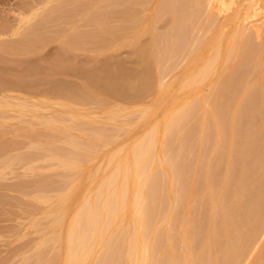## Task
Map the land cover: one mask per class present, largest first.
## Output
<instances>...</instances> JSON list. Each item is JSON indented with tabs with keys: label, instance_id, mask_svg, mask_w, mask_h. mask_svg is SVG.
Listing matches in <instances>:
<instances>
[{
	"label": "rangeland",
	"instance_id": "rangeland-1",
	"mask_svg": "<svg viewBox=\"0 0 264 264\" xmlns=\"http://www.w3.org/2000/svg\"><path fill=\"white\" fill-rule=\"evenodd\" d=\"M16 1H18V0H16ZM16 1L15 0H0V18L2 19L0 21L1 22H4V23H7V25L9 24V29L11 27H13V26H16L17 25V22H18L17 19H16L17 16H18V13L14 12V10H13V8L15 7ZM21 1L23 2V1H26V0H20V2ZM102 1L103 0H100V2H99V0H91L90 3L88 1L89 5L92 4V2H94L92 5H90V6L88 5L89 8L91 7V9H92V10L90 9V11H89V15H90V13H92V18L90 19L91 15L88 16L90 21H89V25L86 27L87 28V32L93 33V34H91V37L90 38H89L90 34H88L89 36H86L85 37V35L81 33V30L83 28L82 27V24H81V22H82L81 20L79 21V20L76 19V21H75L74 19H72V17L67 19V17H69V16H67V14H66L67 17H65L66 19L63 18V16L61 15L62 12L65 13L64 11L66 10V13H68L67 11H69V6L67 7L68 8V10H67V8H65L67 5H65L63 3L60 5L59 8H61V6L63 5L64 9L61 8L60 10L57 11L58 13L60 12L59 13V16H58V13L57 12H56V14H54V16H58V17H55V19L58 18V19H56V21L59 20V17H60V19L63 18L64 22L61 19L60 21H57V23H55L54 18H53V20H51V21H54V22H50L49 23V26H48V24H46V27L48 28V30L50 29L49 31H46L47 28L44 27L45 25L41 27L43 31L41 30V28H39L40 29V32H39V30L37 32L38 37L43 36L45 38L44 39L38 38V39H41V44L44 42V44L40 45V47H37L38 49H34L33 48L32 50H30V49L25 50L23 48L22 49H20V48L17 49V48H14V47H13L14 48L13 49L10 46L9 47L11 49H9V47L6 46L7 44L4 41H6V42L8 41L7 43L13 44V43H15L14 41H16L15 38H17V35H15V36L14 35H11L10 34L11 32H9V33H7L5 35H2V36L0 35V42L2 43V44L0 43V47H1L0 48V77H1L0 84H1V82L3 83V84L0 85V134H1L0 141L5 142L4 144H7V142H8V144H10L9 147H11V148L8 147L10 149L8 151V153L11 154V158H9V156H7V158H8V160L11 159L10 161L13 162L12 164H10V167L12 166L11 169L8 168L9 170L8 169L6 170V174H7L6 177H8L6 179V181H8L11 184H15L17 181L20 180V178H22L23 180H25L26 182H28V183H26V187H30L29 185H31V188L32 187H35L36 186L35 183L37 182L36 184H41L42 185L41 187L43 188L42 189L43 190V193H42V195H43L42 200L43 201L39 202V204L37 203V206L38 207L36 206L38 208L37 211H40V214H39V212L37 214V215H39V216H37L38 219H36L38 221L36 223H35L36 220L34 221L35 227L33 226V220L34 219L32 220V218H31V216L33 214V211H31L29 208L25 210V208H27V205H29V207H30V206H32V205L35 204L34 203L35 201L32 198L31 199L33 201H31L29 197L32 194L34 195V193H37V192L40 193V191H42L40 185H37V187H35L36 188V192H33V191H35V188H33V189L30 188L31 191L33 190L32 191L33 193H31V195L28 194V199L30 200V202H32L31 205H30V203H29V201H28V199L26 197L27 194L25 195V193H26L25 191H30L27 188L24 191V197L21 196V194H19V192L16 191V190H12V191L10 190L11 192L9 191V195H11V196L15 194L14 196L16 198L19 195L21 196V198L23 197L22 201H24L25 203L28 202L27 205L26 204H23V207L26 206L25 208H23L24 212L26 211L25 213H27L28 215L31 212L32 213H31V216L29 215V217H28L27 214H25L26 216L24 215V218L26 220H24V223H23V227H22L23 230H20L21 228H19V230H18V228H16V226H18V224H19V222L17 220H19V217L18 216L20 215V213H22V210H21L22 207L20 208L17 205L15 207H13L11 205L12 206L11 207L12 208L11 209L12 211H10L8 213L10 215L8 216V214H6V216H7L6 218H8L9 220L7 219V222H3V223H6V224L9 223V225L11 224L10 225L11 227H12V225H14L13 228L15 227V229H13V228L11 230L9 229L10 231L9 230H3V231L0 230V232H2V233H0V241H2V243L0 242V264H3V262H5V264H12V262H13V264H54V262H55V264H65V262H66V256L64 254V252L66 250L65 249V246H66V241L65 240L67 239V237H66L67 234L66 233H68V229H69V226L71 224V222L69 223L70 216L73 214L72 216L74 217V210L77 209L78 207L79 208L77 210H79L80 207H81V204L78 205V203H76V202H79L80 203V201L82 200V198L84 196H86V199L84 197L83 198L84 199L83 201L89 199V198H87L89 194H88V190L85 189L86 186L90 187V188L87 187V189H89V191L92 192V190H90V189H93L96 186V183H97L98 186L95 187V192H96V189H98V187H99V183L97 181H99V180L101 181L103 179V177L101 178V176H100L101 179L98 178L99 177L98 175L103 174L102 171L103 172L106 171V169L108 168V166H106L107 164L110 167L107 169L106 173L109 172L112 169V167L114 169V162H112V165H110L111 164V161H110L111 159L110 158H112L113 156H116L119 153V151L122 152V149H123V151L125 150L123 153L126 154L127 153L126 150H128V148L131 147L130 145H132V142L133 141H134L133 143L136 142L135 141L136 137L139 140V137L140 136H141V138L143 137L144 132L149 131V127L151 129V127H153V125H156V127H158L157 125H159V124L161 125L162 124L163 117L165 115L164 113H167L168 110L172 108V106H174L173 108H175V109H176V107L178 108V106H181V104H179V103H182V100H183V103H184L185 100L195 101L199 97L200 98L199 101H201L202 100L201 98L203 97V100L205 99L204 101H206V102H204V101L202 102L201 101L199 103L198 100H197L198 103L196 101L195 102L197 104H199V105L202 103L204 108H205V105L206 106L209 105V109H208V106H207V109L210 112L212 110L211 109L212 108L211 107L212 105H211L210 99L207 97V95L209 96L210 92L212 91V88L211 87H214L213 83L216 80H219V79H217V76L218 75H219L220 78L224 77L223 75H225V79H227V80L231 79L232 82L229 80L230 83H231V85H229L230 83H228L229 88L234 87V85L236 86V84H234V83H236V81H237V85H238V83L241 82L242 79H245L247 76H249L247 79L252 80V82H251L252 84H255L256 81L260 77H263L264 76V64H263V66L261 65L264 62L261 61L260 65H258L259 67L256 66V68L254 67V69H253V66H252V62L253 61H251L253 58L255 60H257V59L260 60V57H261L260 55H263L262 58H261V60L264 59L263 58L264 57V51H262V50H264V46H263V44H264V7H262L260 5L261 2L264 1V0H254L253 10H249V11H246L245 8H243V6L240 3H238V2L236 3L235 1H231V2L229 1L228 2L227 0H222V1L220 0V2H222V3H220L219 1L217 2V0H216V3H215L216 6H215V4L213 3L215 0H213V2H210V0H200V1H202L203 5L205 3L204 8H205L206 11L209 12L208 9H210V5L211 4H212L211 5V8H212L211 10L212 11H216L217 12V10H218L217 13H218V15H220V19H219L220 21L217 24L213 25L212 28H214V29L211 28L212 31L211 30L210 31L209 30L207 31V30L203 29V31H205V32L208 33V35L205 36V37L203 35V34H205V32L202 33L203 32L202 29H197V28H196V31H199V32H195V33H198L196 35H193V32L195 30H193V32L190 31L191 32L190 33V32H188L189 29L188 30L185 29V30H187L186 33H188V37H187V36H185L186 33L183 32L184 31V28H187V27H183V28L181 27L183 29L180 32L181 35L183 34L182 37H185L186 40L187 39L189 40L188 41L187 49H188L189 45L191 46L193 44L192 47H194V48L191 47V49L193 51H195V50L196 51L195 52H192L191 50H188L187 51L185 49L186 52L184 54L182 53L184 55V57L181 54V51L183 52L184 50H180L179 49L178 51H176V53H175L176 56L180 54L181 57L183 58L182 59L181 57H179L180 55L177 56V57L176 56H174V57L171 56L170 57L171 59L169 58L170 60H172V62H175L174 66H177L178 65V67H176V68H173V66L171 67V65H173V64L171 63V61L169 59H167L168 57L166 55L164 56L162 62H165L167 60L166 62L168 63L170 61L169 64H171V65L169 66V64H167L166 62H165L166 64L165 63H162L164 65H162V64L161 65L164 66L165 69L162 68V66H161V68H160V71L161 72L160 73H161V75H164L162 77H163V80H164L165 83L167 81H169V78H170L169 83L168 84L166 83V85L169 86L170 82H171V84H170L169 87L166 86V89L167 90L164 88L165 90H162V91H164L162 93H161V91L158 90L159 88L156 87V81L157 80H155V79H157V76H156L157 73H156V71L159 68H156L155 69L154 62L151 59H149V57L146 56L142 51H143V47L151 42L152 37L155 34H156L157 37L159 35V38L156 37V39H157V41H156L157 46H158V44L160 42L162 44V43H167L168 41L172 40L173 37H171V36L173 35V32H172V29L171 28H170L171 30L169 29V27H171L173 25L171 23H174L175 25L173 27L175 28V26L177 25L176 24L177 20L175 18L178 16L179 13H177V16H175V18H174V15H173L174 12L173 11L172 12L170 11L172 9L171 8V5H170V3H167L168 1L170 2V0H168V1L166 0L167 2L164 1V2H160L159 3V4L162 3V5H165V2H166L167 6H164L165 8H162V5H158V2L161 1V0H104V2H102ZM117 1H118V3H117ZM205 1H207V2H205ZM224 2H225V4H224ZM168 4L170 6H168ZM207 4H209V5H207ZM100 5L101 6L103 5V7L101 8ZM217 5H219V7H217ZM240 5L242 7H240ZM132 6H133V9H132ZM158 6H161V8L164 9V10L167 9L166 7H168V11L165 10L164 12H166V13L168 12L169 17H168V14H165V13H164V16H162L161 15L162 14V11H161L162 9L161 8L159 9ZM129 7L132 10H134V8L136 7L135 8V11L130 10V12H132L133 14L135 13L134 14L135 17H134V15H131L132 17L129 18L128 20H124V19L120 18L121 17L120 13L122 11L124 12L125 10L128 11L127 9H129ZM214 7H215V10H214ZM93 8L96 9V10H98V11L94 10ZM157 9H158L159 13H158ZM103 10L106 11V13ZM8 11L10 13L12 12L11 15L9 14ZM100 11H101V13H100ZM113 12H114V14H112ZM169 12H171V13H169ZM136 13H138V15ZM15 14L17 16H15ZM101 14H103L107 18V20H106L105 18H103V15H102V17L100 16L101 18H103L104 20H106L105 21L106 24L103 23L104 20L99 19V17H97V16H99ZM117 14H119V16ZM150 14H152V15L150 16ZM148 15H149V18H150L151 23L149 22V19L147 18ZM154 15H156V18H155ZM93 16L96 17L95 18L96 20H94V17ZM144 16L146 17V19H145ZM160 16H162L164 18H162V17L160 18ZM136 17H138V18L142 17V18H141V20H138V18H136ZM134 18H135V20L137 19L135 22L137 24H139L140 26H142L141 27V30H143L144 27H146L145 29H147L148 32L145 31V29H144L143 30V33L140 31L141 33L140 34H137V33H134L133 30H129L128 33L126 34V37L125 36L124 37H122V36L121 37H119V36L112 37L111 36L110 31H113L115 29H118L120 26H125V25L132 26ZM6 19H7V21H5ZM14 20H16V21H14ZM65 20L68 21V22L70 20L69 24ZM97 20H99V22ZM146 20H148V21H146ZM205 20H206V18L203 16V18L200 21L201 22H205ZM61 21H62V23H61ZM94 21H97L98 22V25H99L100 22H102V23H100V27L101 28L98 27V25L95 24L96 22H94ZM143 21H144V23H143ZM157 21H158V23H157ZM74 22H75V24H74ZM243 22L244 23L246 22V23L244 24ZM58 23L60 25H58ZM65 23H67V24H65ZM238 23H240V25L243 23L244 25L242 24V26H245L248 29L250 28L248 30V32L251 30L249 32L250 33V36L247 38V41H246L249 44L246 43L248 46L247 45L245 46V47L249 48L248 51H250V49H251V51L249 53L252 54L253 52L257 51V50H255V48L258 49L259 46H260V48L258 49V52H255L257 55L256 54L254 55V53H253L252 56H248L250 54L247 51L246 54H244L245 55L244 56L245 58L244 57H241L242 60L244 59L243 62L241 61V58H239L240 56L235 57V58L232 57L234 59H231V61H234L235 60L233 62L234 65H237L238 64L237 62H239V65H237V66H239V68L238 67L235 68V70H238V72L235 73L236 71H234V74H233V73H230V70H228V68H226V67H229V65L231 64V61H229V59L226 58V55H225L226 52H224V51H227L228 46H229V39L232 36L235 35L233 33H236L235 31H236V28H237V24ZM103 24L106 25L105 28H104V25ZM151 24H153V25H151ZM218 24H220V26H218ZM229 24H230V26H228ZM222 25H223V27H222ZM61 26H62V29H61ZM70 26H71V28H70ZM74 26H75V28H74ZM181 28H179V29H181ZM79 29H81V30L79 31ZM221 29H222V33H220ZM144 31L146 33H144ZM224 31H225V33H224ZM69 32H70V35H69ZM72 32H73V34H72ZM162 32H164V33H162ZM231 32H232V34H231ZM150 33H151V35H150ZM166 33H167V35H166ZM219 33L222 36L225 35V36H223V39H221V41L224 40V39H226V40L222 41L223 43H221V41L218 42L219 45L222 44L221 46H219L220 53H222V51L224 52L221 55H223V54L225 55V56H221V57L224 58V61L220 57V60L217 62L218 65L216 64L218 69L215 72L218 73V74L214 73L215 75L213 74L211 77L205 79L204 80L205 82L203 81L204 84L199 85L200 86L199 88L197 87L196 89L186 91L187 93L182 90L183 92H185L188 95H186L185 93L182 94L183 92H179L181 95L179 94V97H178L177 96L178 92L176 93V91L181 90V88H179L180 87L179 85H180V82L183 80V78L186 76L185 74H187V73L188 74L194 73L197 70V68H199L200 65L204 64L208 60V57L210 58L212 55H214L213 53H215L216 49L218 48V46H217L218 44L216 45V38L221 36V35L219 36ZM55 34H57V36ZM128 34H129V36H128ZM168 34H170L169 37H168ZM228 34H230V35H228ZM74 35H77L79 37H76L75 36L77 38L76 39L74 37ZM162 35H166L167 37L164 36V39H162V37H161ZM197 35H201V36H197ZM10 36L12 37V39H11ZM54 36H56L57 38L54 37ZM227 36H228V38H227ZM70 37H72V38H70ZM170 37H171V39H170ZM193 37H196L195 40L198 41V42H199L200 38H202V37L205 38L206 39V44L201 47L200 42H199V43H196V44H199V47H198V45L195 47V44H194V41L195 40L193 41V39H194ZM251 38H252V40H251ZM20 39H21L20 37H19V39L17 38V40H19V41H20ZM49 39L50 40L52 39L51 42H50ZM86 39H87V41H86ZM43 40H45L46 42L43 41ZM159 40H160V42H158ZM164 40H165V42H164ZM66 42H67L66 45L67 46L70 45V46H68V47L66 46L65 47V43ZM68 43H70V44H68ZM3 44L6 46V48L4 47ZM161 44L158 47H162V46H165L166 45V44H164V45H161ZM226 44H228V46ZM215 45L217 46V48H216ZM213 47H215V48L212 49ZM251 47H253V48H251ZM7 48H8V50H7ZM247 48H246V50H247ZM15 49H17V51ZM19 49H20V51H19ZM211 50H212V52H211ZM190 51L192 52V55H191ZM210 52H211V54H210ZM169 55H171V54H169ZM188 55H189L190 58L188 57ZM190 55L192 56V58H191ZM247 56L249 58H251V60ZM256 56L257 57L260 56V57L257 58ZM179 58L181 60L180 62H178ZM225 59H227L228 61L227 60L225 61ZM246 59L250 60V62L247 61ZM236 60H238V61H236ZM190 62H191V64H190ZM228 62H230V64ZM248 62L250 63V65L248 64ZM226 64H228V66ZM167 65L169 66V68H167ZM246 65L247 66L249 65L252 68L248 67V70H247V68H246L247 66ZM180 66H181V70L178 69ZM224 67L226 68L227 71L224 69ZM240 67H243V68H240ZM249 68H250V70H249ZM175 69L176 70L178 69V70L176 71ZM223 69L225 70L226 73L223 71ZM251 69L252 70H256L257 73L256 72L254 73V71H252ZM245 70H247L246 73H245ZM98 72H99V74H98ZM175 72L176 73L177 72L180 73L179 76H177L178 73L176 75ZM221 72L222 73L224 72V73H223V75L220 76L219 73H221ZM109 73H114L115 76L113 77V76H111L113 74L110 75ZM166 73H167V76L169 78L166 76ZM169 73L172 74V76H170ZM244 73L247 74V75L244 76ZM91 74L93 76H95L97 74L96 75L97 76L96 78H98L99 77L98 75H100L101 78L99 77L98 79L100 81L102 80L101 83H103V84H101V83L99 84L100 81H98L97 79L96 80H97L98 84L95 83L96 81L94 82L95 85H94V83H91L90 84L91 79L92 80L95 79V77H93ZM108 74L111 77H113L112 79H116V76L119 74L118 75V78L119 79H122V78L123 79H126V78L129 77V79L133 81V80L137 79V77H138V80H135L133 82V83L136 82L135 83V88L132 87V86L125 87V88H123L124 90L121 91L122 94L121 93H118L119 95H117V93L115 94L114 92H111L108 89V86L105 84V80L106 81L109 80L108 78L111 79V77H109ZM144 74L146 76H144ZM229 74L231 76L233 75L232 78H231V76ZM106 75H107L108 78L103 79V78H105ZM228 75H229V79H228ZM239 75L241 76V78H239L240 77ZM88 76L91 79L88 78ZM139 76H141L142 78L139 77ZM173 76L174 77L176 76L177 78L176 77L175 78L178 81H176V79L173 78ZM147 77H148V79H147ZM165 77H167V78H165ZM171 78L173 80L175 79L174 80L175 83H174V81ZM3 79H4V81H3ZM129 79H126V80H129ZM142 79H144V83H141V80ZM233 81H234V83H233ZM16 82H18V83H16ZM137 82H138V85H137ZM142 82H143V80H142ZM21 83H23V84H21ZM4 84L7 87L8 86L9 87L7 88ZM19 84H21L23 87L21 85H19ZM151 84H153L152 87H150ZM85 86H86V88H85ZM93 86H95V87H93ZM157 86H158V84H157ZM255 86L256 85H254V87ZM142 87H143V89H142ZM146 87H148V88H146ZM149 87H150L151 90L149 89ZM145 88L146 89H149V90H146V92H144L145 91L144 90ZM88 89H89V91L91 92V95H92L90 97L88 95V92L87 93L85 92V91H88ZM33 90H34V92H33ZM83 90H84V93H86V94H84V96L88 95V99L89 100L83 96V92H82ZM254 90H255L256 93L254 92ZM228 91L230 92V89H228ZM228 91L227 90L224 91L225 93L223 92V95L225 94V95L228 96V93H229ZM123 92H124V94H123ZM190 92H191V94H190ZM226 92H228V93H226ZM251 92H250L251 95H249L250 94L249 93L248 94V97L250 98V96H253V95L255 97H253L254 99L253 98H250V100L247 97V99L245 98V102L243 101V103L245 105L244 108H243V112H242L243 117L241 115L242 121L238 125V126H242V127H239L240 129L236 130L237 131L236 132V136H235V141L236 142L245 141L246 138L243 137V136L247 133V131H248V129H249L250 126H253V125L258 126L262 122L264 124V109L262 110L261 109L262 107L261 108L258 107L261 104L260 101H263V99L262 100L260 99L262 95L259 93V97H258V88L253 89ZM74 93L77 94V95H75ZM80 95L83 96V99H82V97H80ZM130 95H132V96H130ZM7 97H10V98H7ZM242 97L243 96H241V98ZM156 98H157V100H156ZM226 98L227 97L224 96V100H226ZM263 98H264V96H263ZM85 99H86V102H85ZM257 99L259 100V102H258ZM82 100H84V102ZM243 100H244V98H243ZM253 100H255L256 102H254ZM178 101H179V103H178ZM208 101H209V104H207ZM248 101H249V103H248ZM251 101L253 103V106H251L252 105ZM86 103H91V105L87 106L88 104H86ZM104 103H106V104H104ZM82 104L84 106H82ZM85 104H86L87 107L85 106ZM145 104H146V106L148 108L150 107L148 111H151V114H148V116L145 115V114H147V113H145V110L147 109V107L145 106ZM249 104H250V106H249ZM256 104H257V107L259 109H261V110H259V112H261V111L262 112H261V114L260 113H258V114L256 113V114L253 115L252 112H250V111H252L250 109L253 108L254 106L256 107ZM107 105H109V106H107ZM139 105H142L143 107L140 106L141 107L140 108ZM129 106L131 107L130 110H128L130 108ZM22 107L25 108L26 110L24 109V111H23ZM132 107H134V108L132 109ZM117 108L118 109L120 108L119 110H120V112H122L120 114L118 113L119 114L118 115L119 117L116 114L117 112H119L117 110ZM126 108H127V110H126ZM144 108H145V110L142 111ZM164 110H166V111H164ZM77 112H81V114L78 113V115H77ZM82 112H83L84 115L86 113L85 116H87V120L88 121H86V119H84L86 117L82 114ZM112 112H114L115 115ZM87 113H89V114H87ZM248 113H249L250 116L248 115ZM58 114H59V116H58ZM111 114H112V116H111ZM152 114H154V115H152ZM143 115H145V116H143ZM73 116H74V119H73ZM79 116H83V118L81 117L82 118L81 119V118H79ZM95 116H97V117H95ZM210 116L213 117V115H212L211 112H210ZM56 117H61V118L63 117L62 118L63 120L62 119H59V118H56ZM92 117H93V119H92ZM111 117H113L114 119H116V121H114L113 118L110 119ZM140 117L141 118H144V119H141ZM159 117L160 118L162 117V119H160ZM246 117H248V118L249 117L250 118L252 117V118L250 120V118L248 119ZM77 118H78V121L80 119V122H79L78 125H77L78 122L75 121V120H77ZM222 118L223 117H221V119ZM119 119H121V120H119ZM225 119L226 118H224L222 120V123H223V121ZM253 119H255V121H253ZM48 120H51V122H48ZM57 120H58V122H57ZM70 120H71V122H70ZM132 120H134V121H132ZM157 120L160 121V122H157ZM210 120H211L210 123L213 122L212 123L213 125H212V127H210L211 130L209 129L210 131L207 132V135L209 137V140L207 138V142H206V140L204 142V145H206L205 143H207V145L205 147L203 145L204 148L202 147V151L201 152H202L203 155H201V157H200V160H201L200 161V164L202 162H204L205 160H206L205 162H207L208 157H209V159H211V158L214 157L215 154H219V156L220 155H223V156H220V157H223V159H221V162L222 163L219 162L217 164L215 170H214V175H213L214 180H217L216 178H218V177L223 180V175H225L226 170L227 169H230V168H231V170H227V171H231L232 176L235 177L236 174H238L236 171L239 168V163L237 161L238 160L237 159V156H234L236 159H233L232 160V162H231L232 164H230V165L227 164L228 166L225 164V162H226L225 160L226 159L224 158V151H223L224 150V144L221 143L220 146H219V148L221 147V149H219L218 148V145H216L215 142H214L215 139L211 140V138H213L215 136L214 135L215 134V128H214L215 126H214V121H213L214 118H211ZM226 120L224 121L225 122L224 124H226ZM247 120H250V121H248V123H246ZM52 121H54V122L52 123ZM65 121H67V124L68 125L71 123L70 126L72 128L70 126H68V125H65L66 124ZM119 121H120V123H119ZM137 121H139V122L136 124L135 122H137ZM75 122H76V124H75ZM197 122H198V124H196ZM109 123H111V124H109ZM134 123H135V125H133ZM154 123H156V124H154ZM80 124L82 126L84 125V127L86 126L85 127L86 129L84 127L80 126ZM192 124H194V125L193 126L191 125V128H190L191 131H189V134H188L189 135L188 142L191 144V146L193 145L192 147H196L197 146V143H198V142L195 143L196 142L195 139H197V135H196L197 132L196 131H198V129H199L200 121L199 120L198 121L197 120H195V121L193 120ZM90 125H92V126L94 125V126L93 127L91 126V128H90ZM101 125H102V127H101ZM108 125H109V128H108ZM112 125H114V126H112ZM124 125H125V127H124ZM197 125H198V127H197ZM48 126H50V127H48ZM61 126H62L63 130H61L62 129ZM66 127H67V130H66ZM75 127H76V130L74 129ZM224 127L225 126L222 125V128L225 130ZM59 128H61V129H59ZM95 128L97 130L99 129V131L97 132V130ZM102 128H104V129H102ZM161 128L160 129L162 131H164L163 127H161ZM242 128L244 129V131L242 130ZM100 129L102 130V133H105V132H103V130H105L107 132V133H105V135L108 136V138L106 137L107 138L106 139L107 142L105 141V138H104L101 142H99L100 143L99 144L98 141L97 142L95 141V139H97V138L94 137V136H92V134L96 136L97 133H100ZM161 130H160V132L162 133ZM212 130H214V132H213L214 134L213 135H212V133H210V132H212ZM238 131H240V132H238ZM81 132H83V133H81ZM84 132H85V134H84ZM124 133H126V134H124ZM160 134H158V136H159L158 139L160 140L159 142H161L162 139H164V136H162L164 134H162V135H160ZM210 134L212 136H210ZM237 134H239V135H237ZM85 135L89 136V138L87 136H85ZM79 136L81 137L80 139H79ZM160 136H162V137H160ZM173 136H171V137L173 138ZM175 136H176V134H175ZM69 137H71L72 139L74 137L75 138L74 141H76L77 139H79V140H82L83 139V140L88 141L87 139H89L88 142L83 141L84 143L83 142L78 143L76 141V143L78 144V146L80 145L79 146L80 149L83 148L82 146L85 147L84 144H87L86 146H89L90 148H92L91 145L94 144L93 147L95 146V148L97 149V151H95L94 149H90L89 148L91 150L90 151L88 149L89 154L87 153L88 151L86 152L88 154V156H85L84 158L82 157L84 159L83 165L86 164L85 166L82 165V167L85 170L82 168L80 171H77L75 169L73 170L72 167L68 166L69 169L71 168L69 170V169L66 168L67 165L65 166L63 161L61 163V160L58 159V158H56L57 156L54 155V153L58 155V153L64 152L65 154H67V153L73 151V149H74L73 146L74 145L72 144V142H71L72 140H70L71 138H69ZM165 137H166L167 140L170 138L169 139V142H171V144H175L176 143L174 145V149H173V152H176L175 149L178 148V146L176 148V145L178 143V141L176 140L177 137H174V140L171 139V137H169V136H165ZM240 137H242V138H240ZM259 138H257L259 141H255L254 142V145L252 144L250 146V149H251V147L254 146L252 148V150H249L251 152H248V155L250 153L251 154L248 157L249 159L247 158V161L249 160L248 163H251L250 164L251 166L253 165L254 160H256L255 163H254L255 165H253L252 168H250L251 166H249V169H250L251 172L254 171V169L256 168L255 166L258 165V162H260L259 160H261L260 158H262L261 156L264 154V152H262L263 149H264V145L262 143L264 141V128H263V131L260 133V137ZM113 139L114 140L116 139V140L114 141ZM166 139L164 141L165 143L168 142ZM68 140H69V142H71L72 146H70L71 144L68 143ZM109 141H110V145H109ZM102 142H104V143H102ZM159 142H157V144H156V147L157 148L155 147L156 148L155 154H156L157 151L158 152L161 151L160 152L161 153V155H160L161 157L159 156V153H157L158 154L157 159H158V157H160L159 159L162 158L161 160H158L159 164L162 165V164H165V161L167 159V157H166L167 155L165 156V154L168 153V152H167V148L164 149V147H162V149H164V150L161 149V146H160V143ZM164 142H161V144L164 143ZM258 142H260V143H258ZM0 143H2V142H0ZM23 143H24V145H22ZM126 143H130L129 146ZM36 144H37V146H36ZM259 144H261L262 147ZM11 145H13V146H11ZM97 145H100V146H97ZM194 145H196V146H194ZM60 146H62V147H60ZM158 146H160V147H158ZM29 147H30V149H29ZM99 147H102L103 149L102 148L99 149ZM12 148H13V150H12ZM42 148H44V149H42ZM118 148H119V150H118ZM210 148H211V150H210ZM80 149H79V151H81ZM116 149H117V152L118 153H116V151H115ZM11 150L13 152V155H12ZM99 151H102V152L100 153ZM203 151H204V153H203ZM221 152L223 154H221ZM19 154H20V156H19ZM95 154H99V155H97V157H96ZM225 154H226V152H225ZM260 154H261V156H260ZM34 155H37V157L34 156ZM49 155H51V156H49ZM184 155L183 156L182 155L180 156V160L183 157H185V158L182 159L183 161L181 160L182 161L181 162L179 160V158H178V161H180V163H182V166H183L182 168L185 169V174H188L189 171H190L189 169L191 167H193V168H196L197 169L196 170V174L199 173L197 176L203 175L204 173H202V171L204 170V165L202 163L201 164V167L199 166L200 164L198 163V161H196V159H197L196 158L197 157L196 154H194V155L193 154H190L189 156H188V154H186L185 156ZM12 156H13L14 159L12 158ZM202 156H203V160L204 161H202ZM31 158H33V159H31ZM90 158H91V162L89 160ZM107 158H109V159H107ZM194 158H196V159H194ZM15 159H17V161ZM18 159H19V161H18ZM106 159H107V163L105 164ZM193 160H195V161H193ZM234 160H236V162ZM235 163H236V165H235ZM195 164H197V166ZM20 165L22 167H20ZM29 165L32 166V167L34 166V168L37 166V167H39V169L37 168V170L34 171V169L32 170V168H30ZM190 165H191V167H190ZM193 165H195L196 167H194ZM165 166H167V164ZM230 166H232V167H230ZM99 167H101V168H99ZM104 167H106V168H104ZM180 167H181V164H180ZM253 167H254V169H253ZM235 168H236V171H235ZM26 169H28V170H26ZM88 169H89V172H91V173L88 172ZM101 169H103V170H101ZM113 169L110 171V173H112L114 171ZM186 169L189 170L188 173H186ZM21 170H23V172ZM83 170H84V172H83ZM168 170H170V169H168ZM74 171H75V173H73ZM94 171H96L97 173L99 172V173L98 174H95L96 172H94ZM234 171H235V173L233 175V172ZM36 172L40 176H38L37 174H35ZM17 173L20 174V175H18ZM21 173H22V175H21ZM30 173L32 175H30ZM80 173H82L83 175H81ZM110 173H109V175H110ZM170 174H172V176H173V173H170ZM183 174H184L183 173V170L181 169V177L183 176L184 178H186V175L185 174L183 175ZM67 175H68V177H67ZM80 175L82 177L81 180L78 179V178H80L79 177ZM87 175L89 176V178H86V177H88ZM92 175H94V177L95 176L96 177L98 176L97 178H94L93 177V180L96 179L94 182H91L92 181ZM107 175H108V173H107ZM107 175L105 174L104 177H106ZM172 176H171V179H174ZM37 178L40 179V180H42V183L43 184L41 183V181L40 182L37 181L36 180ZM85 178H86V180H85ZM182 178H180V181H182L181 180ZM97 179H99V180H97ZM220 179H218V182L215 181V184L216 183L218 184L219 182L221 183L222 180H220ZM33 180H35V181H33ZM199 180H201V182ZM32 181L35 182V183L32 184ZM78 181L80 183L77 184L78 186H76V183ZM171 181H173V180H171ZM196 181L199 184L200 183L203 184L201 177H197L196 178ZM90 182L92 183L91 185H90ZM173 183H174V185H172L171 187H173V189L174 188H177L178 186H175L177 184V182L175 181V179H174V182ZM173 183L171 182L170 184H173ZM199 184H197V187H198L197 188L198 189L197 190V193L199 195L197 194L196 197H195V199H194V201L193 200L191 201V204L192 203L193 204L190 206L191 207L190 208V216L192 215V219L193 218H196L195 219L196 221L193 219V225H194L193 228H194V232L196 233V234L194 233L196 235L195 236V239L198 242V244H196V246L198 245L197 248H196V250L198 249L197 250L198 253H199V251H201L203 249L202 246L204 244V240L205 239H203V242H201V240H202V238H204L206 236V233L207 234L209 233V229H210V223H208L209 220H210V218H209L210 217L209 216L210 215L209 214L210 209H209V204H208L209 203V200H207V197H205L203 195V190L204 189H203L202 186H204V184L202 186L199 185ZM177 185H179V184H177ZM200 186L202 187V190H201ZM73 187H76V190L75 191L73 190ZM229 187H230V185L228 187L226 186L224 188L226 190L227 194L230 191L229 190L230 189ZM227 188H229V189H227ZM38 189H40V190L37 191ZM263 189H264V184H263V187L261 189L262 192H263ZM225 190H224V192H225ZM14 191H15V193H14ZM72 191H74V192L72 193ZM93 191H94V189H93ZM262 192L260 193L262 196H260L259 194L255 195L256 198H258L259 196L261 197V198L259 197L260 198V201H261L260 203H262L263 200H264V195H263L264 192L263 193ZM27 193H29V192H27ZM59 193L60 194L61 193L62 194H65L66 195V197H65L66 199H62L61 198L60 199L61 201L60 200L57 201V198H58L57 195H59ZM81 193L86 194V195H82ZM16 194H17V196H16ZM172 194H174V195H172ZM225 194L226 193H224V195ZM65 195H62L61 197H64ZM14 196L11 197L12 198V201L14 202L13 203L11 201L13 205H15V201L13 199V198H15ZM60 196H59V198H60ZM91 196H92V194L89 195L90 198H91ZM76 197L78 199H76ZM168 197H169V195L167 196V199H168ZM227 197H228V195L225 196V198H227ZM256 198L255 197L252 198V203H253V199H254L253 205L250 202L251 199H249V201L247 203L248 204L247 205L248 207L245 206V208H244L245 209V213L248 210L247 213L249 215H251V216H253L254 212L256 213V211H257L256 208H258L257 206L256 207L254 206V205H257V203L255 202V200H257ZM26 199H27V201H26ZM169 199L167 201L168 204L166 203V209L167 208L170 209V207H172V206L174 207V204L173 203L176 201V195H175L174 191L171 193ZM83 201H81V202L84 203ZM59 202H61V203H59ZM170 202L172 203V206L169 205ZM257 202H258V200H257ZM249 203H250V206H249ZM260 203H258V206H260V207L264 206V202L262 204H260ZM71 204H72V206L70 207L69 205H71ZM64 205L67 206L66 208H64L65 210L62 209L63 207H65ZM192 206H194V209H193ZM196 206L198 207V209H197ZM69 207L72 208V210ZM67 208H69L70 211H69V209L67 211ZM14 209H16V210H14ZM18 209H19V211H18ZM62 210H63V212L61 213ZM77 210H75V212H77ZM252 210H254V211L252 212ZM16 213L18 214V216H17ZM202 213H203V215H202ZM245 213H244V210H243L242 215L244 216ZM62 214L65 215V216H63ZM248 214L246 216L248 218H251V216L249 217ZM12 215H13V217H12ZM58 216L59 217L62 216L63 218L62 219L61 218H58ZM193 216H195V217H193ZM246 216H244V217H246ZM32 217H34V216H32ZM125 218H124V220H128L127 217H125ZM28 221H30V222H28ZM13 222H15V223H13ZM27 222L29 224H27ZM125 222L126 221H123V222H121V224L122 223H125ZM127 222L129 223V221H127ZM218 222L220 223V221H218ZM68 223H69V226H67ZM219 223H218V225H220ZM36 224L39 225V226H37L38 228H36ZM121 224L118 225V228H121V227L122 228H127V226L129 227V225L127 223H126L127 224L126 226H125V224H124V226L123 225L121 226ZM165 224L166 223L162 224V225H164V226H162L163 228L165 227ZM208 226H209V228H208ZM255 226H256V228L259 229V228H262L264 225L263 226H260V227H258L257 225H255ZM255 226H254V228H255ZM256 228L254 230H252L254 233L251 231L253 233V236H255L254 238L251 236V239H250L251 241L249 240V242H251V243L247 244V242H248L247 240H246L247 242H245L246 245H248V247L250 245V249L252 248L251 251H250L249 248H247V246L244 245L245 248L243 247V249H242V251L244 250L243 251L244 253L242 252V254L240 253V255L241 256L244 255L245 258L244 257L242 258L240 255H239V257H241V258L237 257L238 258L237 261H240V262H238L240 264L241 263L242 264H264V230H263L264 227L261 230L259 229L260 231H257L258 229L256 230ZM37 229H38V231H36ZM66 229H67V232H66ZM207 229H208V231H206ZM12 230L13 231L16 230V231H14L15 233ZM12 232H13V234H12ZM38 232H39V234L36 235V233H38ZM198 233H199V236H198ZM252 233H250V234H252ZM200 234H202V235L204 234V235L201 236ZM250 234H248V235H250ZM257 235H258V237H256ZM37 236H38V239H37ZM247 236H246V239H248ZM198 237H199V239H198ZM249 238H250V236H249ZM252 239H255V241L252 240ZM9 240L11 242H9ZM38 240H39L38 243H40L41 246H38L39 248L37 249V245H38L37 244V241ZM35 241H36V243H35ZM252 241H254V243H252ZM8 242H9V245H8ZM33 242L35 244H33ZM17 245L20 246V247L18 248ZM35 245H36V247H35ZM13 246H15L19 250L17 251V249H14L15 247L13 248ZM21 246H22V248H21ZM20 248L22 249L21 251H20ZM199 248L201 250H199ZM39 249H40V253L38 251ZM245 249H247V250H245ZM97 250L100 253V250H101L100 249V246L97 248ZM248 250H249V252H248ZM16 251H17V254H16ZM19 252H21V253L19 254ZM37 252L39 253V255L36 254ZM12 253H14V254H12ZM97 253L95 252L89 258L91 261H86V262L89 263V264L90 263L91 264H94L95 261H96V259H97L96 263H98V261L100 260V255H99V253L97 255ZM247 253H249V254L247 255ZM58 254L60 255V257H59ZM19 256H20V258H19ZM97 256H99V257H97ZM204 256H206V258ZM204 256H203V258H205L204 261H201L199 263L200 264H204V262H205V264H211V259L208 257V255L205 254ZM36 257H38V259H36ZM207 257L209 258L210 262H208L209 260L207 259ZM6 258H8V259H6ZM5 259H6V261H5ZM34 259H36V260H34ZM53 259H54V261H53ZM235 260H236V258H233V261H235ZM230 261H231L230 263L236 264V263L232 262V260H230ZM86 262L83 263V264H86Z\"/></svg>",
	"mask_w": 264,
	"mask_h": 264
},
{
	"label": "bare ground",
	"instance_id": "bare-ground-1",
	"mask_svg": "<svg viewBox=\"0 0 264 264\" xmlns=\"http://www.w3.org/2000/svg\"><path fill=\"white\" fill-rule=\"evenodd\" d=\"M16 1V0H15ZM88 1H89V3H90V1L91 0H26V1H21L20 2V0H18V1H16V3H15V7L13 8V10H14V12H16V13H18V16L15 14V16H17V25L16 26H13V27H11L10 29H9V24L7 25V23H4V22H1L0 21V35L2 36V35H5V34H7V33H9V32H11L10 34L11 35H17V38L19 39V37L21 38L20 39V41L19 40H17V38H15L16 39V41H14L15 43H13V44H9V43H7L6 41H4L7 45V47H11V48H20V49H25V50H27V49H30V50H32L33 48L34 49H38L37 47H40V45H42V44H44V42L43 41H45V40H43L42 42V44H41V39H44L45 37H43V36H41V37H38V34H37V32H38V30H39V32H40V29L39 28H41L42 26H44V27H46V24H48V26H49V23L50 22H54L55 21V23H57V21H60L61 19H62V21L64 22V20H63V18L64 19H66L65 17H67V16H69V17H67V19L68 18H71L72 17V19H74L75 21H76V19L77 20H81L82 22H81V24H82V30L81 29H79V31L81 30V33L82 34H84L85 35V37L86 36H89L88 34H90V36H89V38L91 37V34H93V33H90V32H87V26L89 25V17L88 16H90L91 15V17H90V19L92 18V13H90V15H89V11H90V9H91V7L89 8V6L90 5H92L94 2H92V4H90L89 5V3H88ZM164 1H166V0H161V1H159L158 2V5H162V3L161 4H159L160 2H164ZM168 1V0H167ZM166 1V2H167ZM220 2V0H217V2ZM222 1V0H221ZM228 2L230 1H235L236 3L238 2V3H240L242 6H243V8H245V10L246 11H249V10H253V6H254V0H227ZM56 2V3H55ZM99 2H100V0H99ZM102 2H104V0L102 1ZM124 2V1H123ZM122 2V3H123ZM130 2V1H129ZM137 2V1H136ZM166 2H165V5H162V8H165L164 6H167V4H166ZM205 2H207V1H205ZM210 2H213V0L211 1L210 0ZM3 3V2H2ZM1 3V4H2ZM5 3V2H4ZM7 3V2H6ZM65 4V5H67L65 8H67L68 6H69V11H67L68 13H66V10L64 11L65 13H63L62 12V16H63V18H61L60 19V17H59V20H57L56 21V19H58V18H56L55 19V17H58L59 16V13L57 12L58 10H60L61 8L62 9H64V7H63V5L61 6V8H59L60 7V5L61 4ZM117 3H118V1H117ZM128 3V2H127ZM167 3H170V5H171V12L173 11L174 12V18H175V16H177V13H179L178 14V16L175 18L176 20H177V22H176V26H175V28L173 27L175 24L174 23H171V24H173L171 27H169V29L171 28L172 29V32H173V35L171 36V37H173L172 38V40H170V41H168L167 43H162L161 44V42H160V40L158 41V42H160L159 44H158V46H160V44L161 45H164V44H166L165 46H162V47H158L157 46V43H156V41H157V39H156V34L152 37V40H151V42L149 43V44H147V45H145L144 47H143V53L146 55V56H148L149 57V59H151L153 62H154V65H155V69L156 68H159L157 71H156V73H157V79H155V80H157L156 81V87L157 88H159L158 90L159 91H161V93L162 92H164V91H162V90H165L166 89V86L167 87H169L170 86V84H171V82H170V84H169V86L168 85H166V83L168 84L169 83V81H170V78L167 76V73H166V76L169 78V81H167L166 83L164 82V80H163V77L162 76H164V75H161V71H160V68H161V66L162 65H164V64H162V63H165V62H162L163 61V58H164V56L166 55L168 58L167 59H169L171 56L172 57H174V56H176V51H178L179 49L180 50H184L183 52L181 51V54L183 53H185L186 51H185V49L188 51V50H191L192 52H195V51H193L192 49H191V47L193 46V44L190 46L189 45V47H188V49H187V46H188V39L186 40L185 39V37H182V35H181V31L183 30L182 28L183 27H187V28H184V33H186L187 32V30H188V32H193V30H195L194 32H193V35H196V34H198V33H195V32H199V31H196V28L197 29H202V31H203V29H205V30H211L212 31V29H214V28H212L213 27V25H215V24H217L220 20V15H218V10H217V12L216 11H212L211 9V5H210V9H208L209 10V12L208 11H206L205 10V8H204V5H205V3H204V5H203V3H202V1H200V0H170V2L168 1ZM214 4L216 3V0L213 2ZM220 3H222V2H220ZM133 4V3H132ZM219 4V3H218ZM224 4H225V2H224ZM227 4V3H226ZM235 4V3H234ZM64 5V6H65ZM89 5V6H88ZM98 5V4H97ZM134 5V4H133ZM169 4H168V6H170ZM207 5H209V4H207ZM222 5V4H221ZM220 5V6H221ZM240 5V7H242ZM262 7H264V1H262L261 2V4H260ZM3 6V5H2ZM12 6V5H11ZM105 6V5H104ZM203 6V7H202ZM215 6H216V4H215ZM224 6V5H223ZM222 6V7H223ZM96 7V6H95ZM99 7V6H98ZM100 7L102 8L103 7V5L101 6L100 5ZM127 7V6H126ZM159 7V9L161 8V6H158ZM206 7V6H205ZM208 7V6H207ZM217 7H219V5H217ZM216 7V8H217ZM5 8V7H4ZM3 8V9H4ZM59 8V9H58ZM100 8V9H101ZM128 8V7H127ZM136 8V7H135ZM135 8H134V10H132L133 9V6H132V9L129 7V9H127L128 11H126L125 9V11L123 12L122 10V14L120 13V15H121V17L120 18H122V19H124V20H128L129 18H131L132 16L131 15H134L132 12H130V10H132V11H135ZM161 8V9H162ZM167 9H165L166 11H168V7H166ZM170 8V7H169ZM209 8V7H208ZM94 9V8H93ZM219 9V8H218ZM12 10V11H13ZM56 10V11H55ZM67 10H68V8H67ZM92 10V9H91ZM94 10H96V9H94ZM102 10V9H101ZM156 10V9H155ZM164 9H162L161 11H162V16H164V13L165 14H168V12L166 13V12H164L165 11ZM214 10H215V7H214ZM62 11V10H61ZM96 11H98V10H96ZM95 11V12H96ZM104 11V10H103ZM157 11H158V9H157ZM223 11V10H222ZM7 12V11H6ZM5 12V13H6ZM9 12V11H8ZM55 12V13H54ZM56 12L58 13V16H54V14H56ZM105 13H106V11H104ZM109 12V11H108ZM118 12V11H117ZM140 12V11H139ZM171 12H169V13H171ZM12 13V12H11ZM11 13L9 12V14L11 15ZM100 13H101V11H100ZM104 13V14H105ZM158 13H159V11H158ZM161 13V12H160ZM66 14H67V16H66ZM98 14V13H97ZM108 14V13H107ZM112 14H114V12L112 13ZM116 14V13H115ZM137 15H138V13H136ZM60 15V16H61ZM65 15V16H64ZM102 15L103 14H101V15H99V16H97V17H99V19H102V20H104L103 18H105L106 20H107V18L103 15V18H101L102 17ZM106 15V14H105ZM118 16H119V14H117ZM152 14H150V16H151ZM159 15V14H158ZM9 16V15H8ZM42 16V17H41ZM61 16V17H62ZM101 16V17H100ZM155 16V18H156V15H154ZM162 16H160V18L162 17ZM203 16L206 18V20H205V22H201L200 20L203 18ZM94 17V16H93ZM109 17V16H108ZM115 17V16H114ZM134 17H135V15H134ZM145 17V16H144ZM167 17V16H166ZM168 17H169V14H168ZM236 17V16H235ZM3 18V17H2ZM53 18H54V21H51V20H53ZM96 17H94V20H96L95 19ZM118 18V17H117ZM136 18H138V17H136ZM141 18L142 17H140V18H138V20H141ZM148 19H149V22L151 23V21H150V18H149V15H148V17H147ZM158 18V17H157ZM162 18H164V17H162ZM98 19V18H97ZM145 19H146V17H145ZM152 19V18H151ZM154 19V18H153ZM0 20H2L1 18H0ZM4 20V19H3ZM71 20V19H70ZM70 20H69V22H70ZM106 20H104L103 21V23H105V21ZM137 20V19H136ZM135 18H134V20H133V24H132V26H127V25H125V26H120L118 29H115V30H113V31H110V34H111V36L112 37H116V36H119V37H126V34L128 33V31L129 30H133V32L134 33H137V34H140L141 32L143 33V30L146 28V27H144V29L143 30H141V27L142 26H140L139 24H137L135 21ZM155 20V19H154ZM162 20V19H161ZM173 20V19H172ZM171 20V21H172ZM5 21H7V19L5 20ZM14 21H16V20H14ZM62 21H61V23H62ZM66 21V20H65ZM98 22H99V20H97ZM97 21H94V22H96L95 24H97L98 25V22ZM146 21H148V20H146ZM247 21V20H246ZM66 22H68V21H66ZM69 22H68V24H69ZM140 22V21H139ZM142 22V21H141ZM72 23V22H71ZM70 23V24H71ZM100 23H102V22H100ZM100 23H99V25H98V27H100ZM136 23V24H135ZM143 23H144V21H143ZM142 23V24H143ZM146 23V22H145ZM149 23V24H150ZM157 23H158V21H157ZM244 23V22H243ZM242 23V24H243ZM246 23V22H245ZM244 23V24H245ZM249 23V22H248ZM65 24H67V23H65ZM74 24H75V22H74ZM73 24V25H74ZM77 24V23H76ZM79 24V23H78ZM106 24V23H105ZM242 24L240 25V23H238L237 24V28H236V33H233V34H235L234 36H232L230 39H229V46H228V44H226L227 46H228V49H227V51H224V52H226L225 53V55H226V58L227 59H229V61H231V59H234L235 57H238V56H240L239 58H241V57H244L245 55L244 54H246V52L248 51V49L249 48H247V47H245L247 44H249V43H247L246 41H247V38L250 36V31L248 32V30L250 29H248L247 27H245V26H242ZM243 24V25H244ZM11 25V24H10ZM15 25V24H14ZM52 25V24H51ZM55 25V24H54ZM58 25H60L59 23H58ZM104 25V24H103ZM102 25V26H103ZM146 25V24H145ZM151 25H153V24H151ZM249 25V24H248ZM79 26V25H78ZM77 26V27H78ZM81 26V25H80ZM105 26L106 25H104V28H105ZM150 26V25H149ZM218 26H220V24H218ZM228 26H230V24L228 25ZM250 26V25H249ZM43 27V28H44ZM52 27V26H51ZM54 27V26H53ZM58 27V26H57ZM68 27V26H67ZM173 27V28H172ZM182 27V28H181ZM222 27H223V25H222ZM47 28V27H46ZM45 28V29H46ZM69 28V27H68ZM70 28H71V26H70ZM73 28V27H72ZM74 28H75V26H74ZM101 28V27H100ZM150 28V27H149ZM179 28H181V29H179ZM212 28V29H211ZM56 29V28H55ZM58 29V28H57ZM61 29H62V26H61ZM84 29V30H83ZM99 29V28H98ZM170 29V30H171ZM174 29V30H173ZM179 29V30H178ZM185 29H187V30H185ZM41 30H42V28H41ZM50 30V29H49ZM48 30V28L46 29V31H49ZM52 30V29H51ZM217 30V29H216ZM224 30V29H223ZM235 30V29H234ZM233 30V31H234ZM43 31V30H42ZM41 31V32H42ZM55 31V30H54ZM60 31V30H59ZM73 31V30H72ZM141 31V32H140ZM145 31H147V29H145ZM144 31V33H146ZM154 31V30H153ZM168 31V30H167ZM201 31V32H202ZM51 32V31H50ZM148 32V31H147ZM166 32V31H165ZM190 32V33H191ZM200 32V33H201ZM205 31H203L202 33H204ZM52 33V32H51ZM56 33V32H55ZM58 33V32H57ZM61 33V32H60ZM76 33V32H75ZM78 33V32H77ZM162 33H164V32H162ZM161 33V34H162ZM171 33V32H170ZM189 33V34H190ZM195 33V34H194ZM207 32H205V34H206ZM220 33H222V29H221V31H220ZM219 33V36L221 35ZM224 33H225V31H224ZM44 34V33H43ZM50 34V33H49ZM72 34H73V32H72ZM71 34V35H72ZM80 34V33H79ZM160 34V35H161ZM187 34V35H186ZM185 34V36H187L188 37V33H186ZM205 34H203L204 35V37L205 36H207L208 35V33L205 35ZM210 34V33H209ZM231 34H232V32H231ZM252 34V33H251ZM52 35V34H51ZM56 36H57V34H55ZM69 35H70V32H69ZM150 35H151V33H150ZM158 35V34H157ZM166 35H167V33H166ZM166 35H162L161 37H162V39H164V36H166ZM192 35V36H193ZM202 35V34H201ZM201 35H197V36H201ZM228 35H230V34H228ZM19 36V37H18ZM56 36H54V37H56ZM65 36V35H64ZM79 37V36H77V35H74V37ZM94 36V35H93ZM128 36H129V34H128ZM170 36V34H168V37ZM196 36V37H197ZM222 36V35H221ZM217 37L216 38V45L218 44V42H220L221 41V39H223V36H225V35H223L222 37ZM253 36V35H252ZM11 37V36H10ZM63 37V36H62ZM69 37V36H68ZM75 37V38H76ZM160 37V38H161ZM167 37V36H166ZM171 37H170V39H171ZM191 37V36H190ZM196 37H193L194 39H193V41L195 40V38ZM38 38H41V39H38ZM57 38V37H56ZM67 38V37H66ZM70 38H72V37H70ZM157 38H159V35H158V37ZM227 38H228V36H227ZM5 39V38H4ZM11 39H12V37H11ZM47 39V38H46ZM54 39V38H53ZM77 39V38H76ZM190 39V38H189ZM50 40V39H49ZM52 40V39H51ZM51 40H50V42H51ZM65 40V39H64ZM63 40V41H64ZM81 40V39H80ZM199 40V39H198ZM224 40H226V39H224ZM224 40H222V41H224ZM250 40V39H249ZM251 40H252V38H251ZM2 41V40H1ZM84 41V40H83ZM86 41H87V39H86ZM192 41V40H191ZM196 41V40H195ZM194 41V44H195V47L198 45V47H199V44H196V43H199L200 42V45H201V47L203 46V45H205L206 44V39L205 38H200V40H199V42L198 41H196L195 42ZM221 41V43H223ZM46 42V41H45ZM75 42V41H74ZM79 42V41H78ZM164 42H165V40H164ZM228 42V41H227ZM226 42V43H227ZM251 42V41H250ZM1 43V42H0ZM76 43V42H75ZM83 43V42H82ZM247 43V44H246ZM252 43V42H251ZM262 43V42H261ZM2 44V43H1ZM67 44V42L65 43V47L67 46L66 45ZM68 44H70V43H68ZM74 44V43H73ZM253 44V43H252ZM251 44V45H252ZM4 45V44H3ZM2 45V46H3ZM215 45V46H216ZM222 45V44H221ZM221 45H217L218 46V48H217V46H216V51H215V53H213L214 55H212L210 58L208 57V60L204 63V64H202V65H200L199 66V68H197V70L194 72V73H192V74H185L186 76L183 78V80L180 82V87L179 88H181V90H179V91H176V93L178 92V94H177V96L179 97V92H183V91H189V90H193V89H196L197 87L199 88L200 86L199 85H201V84H204V80L205 79H207V78H209V77H211L214 73H216L215 71H217V62L220 60V57L221 56H225L224 54L223 55H221L222 53H224L222 50V53H220V51H219V46H221ZM258 45V44H257ZM6 46L4 45V47L6 48ZM44 46V45H43ZM68 46H70V45H68ZM67 46V47H68ZM248 46V45H247ZM263 46H264V44H263ZM9 47V49H11ZM42 47V46H41ZM197 47V48H198ZM250 47V46H249ZM256 47V46H255ZM1 48V47H0ZM13 48V49H14ZM192 48H194V47H192ZM215 47H213L212 49H214ZM222 48V47H221ZM246 48H247V50H246ZM251 48H253V47H251ZM259 48H260V46H259ZM258 48V49H259ZM4 49V48H3ZM12 49V50H13ZM17 49H15L16 51H17ZM20 49H19V51H20ZM66 49V48H65ZM201 49V48H200ZM258 49H256L255 48V50H257V51H255V52H258ZM7 50H8V48H7ZM11 50V51H12ZM24 50V51H25ZM224 50V49H223ZM29 51V50H28ZM190 51V53H191V55H192V52ZM250 51H251V49H250ZM250 51H248V53L250 52ZM262 51H264V50H262ZM261 51V52H262ZM211 52H212V50H211ZM211 52H210V54H211ZM255 52H253L254 53V55L256 54ZM189 53V52H188ZM252 53V54H253ZM169 54H171V55H168ZM174 54V55H173ZM182 54V56L184 57V55ZM250 54V53H249ZM252 54H250V55H248V56H252ZM263 54V53H262ZM180 55V54H179ZM179 55H177V56H179ZM190 55V56H191ZM257 55V54H256ZM176 56V57H177ZM247 56V57H248ZM261 56V57H260ZM260 56H258V57H260V60H255L254 58L251 60V58H249L251 61H253L252 62V66H253V69H254V67L256 68V66L257 67H259L258 65H260V63H261V61H263L264 62V59L263 60H261V58H262V56L263 55H260ZM179 57H181V55L179 56ZM188 57H189V55H188ZM232 57H234V58H232ZM254 57V56H253ZM257 57V56H256ZM257 57V58H258ZM182 58V57H181ZM187 58V57H186ZM190 58V57H189ZM191 58H192V56H191ZM222 59H223V61H224V58L223 57H221ZM245 58V57H244ZM264 58V57H263ZM171 59V58H170ZM169 59V60H170ZM178 59V58H177ZM183 59V58H182ZM207 59V58H206ZM227 59H225V61L227 60ZM168 60V61H169ZM174 60V59H173ZM188 60V59H187ZM186 60V61H187ZM205 60V59H204ZM239 60V59H238ZM238 60H236V61H238ZM244 60V59H243ZM243 60H242V58H241V61L243 62ZM247 61H249L250 62V60H248V59H246ZM170 61H171V63L173 64V65H171V64H169L170 63ZM167 64H169V66L171 65V67L173 66V68H176V67H178V65L177 66H174V64H175V62H172V60H170ZM181 60H180V58H179V60H178V62H180ZM183 61V60H182ZM185 61V62H186ZM228 61V60H227ZM235 61V60H234ZM234 61H231V64H230V62H228L230 65H229V67H226V68H228V70H230V73H233L234 74V71H236L235 73H237L238 72V70H235V68L236 67H238L239 68V66H237V65H239V62H237L238 64L237 65H234L233 64V62ZM260 61V62H259ZM177 62V61H176ZM246 62V61H245ZM248 62V64L250 65V63ZM165 63V64H166ZM184 63V62H183ZM162 64V65H161ZM178 64V63H177ZM190 64H191V62H190ZM189 64V65H190ZM198 64V63H197ZM196 64V65H197ZM217 64V65H216ZM241 64V63H240ZM247 64V63H246ZM263 64L264 63H262L261 65L263 66ZM188 65V66H189ZM227 66H228V64H226ZM225 65V66H226ZM242 65V64H241ZM245 65V64H244ZM247 66L246 68H247V70H248V67H250V66ZM169 66L167 65V68H169ZM224 66V65H223ZM243 66V65H242ZM162 68H164V66H162ZM192 68V67H191ZM223 68V67H222ZM221 68V69H222ZM226 68L224 67V69L226 70ZM240 68H243V67H240ZM250 68H252V67H250ZM250 68H249V70H250ZM262 68V67H261ZM165 69V68H164ZM178 69H180L181 70V66L178 68ZM177 69V70H178ZM223 69V71L225 72V70ZM162 70V69H161ZM176 70V69H175ZM176 70V71H177ZM247 70H245V73H246V71ZM252 70V69H251ZM85 71V70H84ZM227 71V70H226ZM252 71H254V73L256 72V70H252ZM81 72V71H80ZM104 72V71H103ZM110 72V71H109ZM169 72V71H168ZM171 72V71H170ZM173 72V71H172ZM188 72V71H187ZM223 72V73H224ZM88 73V72H87ZM102 73V72H101ZM105 73V72H104ZM115 73V72H114ZM114 73H109L110 75L111 74H113V75H111V76H115V74ZM174 73V72H173ZM176 73V72H175ZM178 73V72H177ZM177 73H176V75H177ZM191 73V72H190ZM223 73L221 72V73H219L220 74V76L221 75H223ZM226 73V72H225ZM244 73V76H246L247 74H245ZM250 73V72H249ZM248 73V74H249ZM257 73V72H256ZM98 74H99V72H98ZM108 74V76L109 77H111L110 75ZM146 74V73H145ZM144 74V76H146ZM165 74V73H164ZM170 74V73H169ZM179 74L180 73H178V75L177 76H179ZM216 74H218V73H216ZM252 74V73H251ZM92 75V74H91ZM97 75V74H96ZM93 76V77H95V79L94 80H92L89 76H88V78H90L91 79V81H90V84L91 83H94L95 81V83H97L98 84V82H97V80L98 81H100L98 78L100 77L101 78V76L100 75H98L99 77L98 78H96L97 76ZM117 75V74H116ZM119 75V74H118ZM118 75L116 76V79H112L113 77H111V79L110 78H108L107 77V75L105 76V78H103V79H106V78H108L109 80H105V84L108 86V89L111 91V92H114L115 94L117 93V95H119L118 93H121V91H123L124 89L123 88H125V87H129V86H132V87H134L135 88V83H133L135 80H138V77H137V79H135V80H130L129 79V77L128 78H126V79H129V80H126V79H119L118 78ZM174 75V74H173ZM215 75V74H214ZM227 75V74H226ZM230 75V74H229ZM229 75H228V79H229ZM170 76H172V74H170ZM224 77H222V78H220L219 77V75L217 76V79H219V80H216L214 83H213V85H214V87H211L212 88V91L210 92V94H209V96L207 95V97L210 99V103H211V113H212V115H213V117H211L210 116V112L208 111V109H209V105H207L208 106V109H207V106L205 105V108L203 107V104L201 103L200 105L199 104H197L198 102H197V100L199 101L200 100V98L198 97L195 101L197 102H195V101H188V100H185L184 101V103H183V100H182V103H179V101H178V103L179 104H181V106H178V108L176 107V109L175 108H173L174 106H172V108L171 109H169L168 110V112L167 113H164L165 115H164V117H163V120H162V124L160 125L159 123V125H157L158 127H156V125H153V127H151V129H150V127H149V131H146V132H144V134H143V137L141 138V136L139 137V140L137 139V137H136V139L138 140H136L135 139V143H133L132 142V145H130L131 147H127L128 148V150H126L127 151V153L126 154H124L123 152L125 151H123V149H122V152L121 151H119V153L117 152V149L115 150L116 151V153H118L116 156H113L112 158H110L111 160V164L110 165H112V162H114V169H113V167H112V169L114 170L112 173H110V171L112 170H110L109 172H107L108 173V175H109V173H110V175L108 176L107 175V173H106V171H107V169L110 167L108 164L106 165V166H108V168L106 169V171H102V173L103 174H100V175H98L97 177L98 178H100V176H101V178L103 177V179L100 181L99 179H97V180H99V181H97L98 183H99V187H98V189H96V192H95V187L96 186H98L97 185V183H96V186L93 188L94 189V191H93V189H90V190H92V192L91 191H89V189H87V187L88 186H86V190H88V194L90 195V194H92V196H91V198L89 197V195H88V197L87 198H89V199H87V200H85V201H83L84 199V197H85V199H86V196H82L83 198H82V200L81 201H83L84 203H82L81 201H80V203L79 202H76V203H78V205L79 204H81V207H80V209L79 210H77V209H75V210H77V212H75V210H74V217L72 216H70V221H69V223L71 222V224H70V226H69V223H68V225L67 226H69V229H68V233H66L67 234V239L65 240L66 241V246H65V252H64V254H65V256H66V262H65V264H83V263H85L86 261H91L89 258L96 252H98V250H97V248L100 246V253H99V255H100V260L98 261V263H96V261H97V259H96V261H95V263L94 264H198L199 262H201V261H204V259L206 258V256H204L205 254L206 255H208V257L211 259V264H233V263H230L231 261L230 260H232V262H234V263H236V264H240V263H238V262H240V261H237L238 260V258L237 257H239V255H240V253L242 254V252L244 251H242V249H243V247H244V245L245 246H247V248H249L250 249V245H249V247H248V245H246V243L245 242H247V244H249V243H251V242H249V240L251 239V236L254 238L255 236H253V231L252 230H254L255 228H256V226L255 225H257L258 227H260V226H263L264 225V206H262V207H260V206H258V203H260L261 201H260V196H262L260 193L262 192L261 191V189H262V187H263V184H264V154L262 153V152H264V149H263V151L261 152L263 155L261 156V154H260V156L262 157V158H260L261 160H259L260 162H258V165L257 166H255L256 168L254 169V167H253V169H254V171H250V169H249V166H251L250 164L251 163H248L249 162V160L247 161V158L250 156V154L248 155V152H251V151H249V150H252V148L254 147H251V149H250V146L253 144L254 145V142L255 141H259L257 138H259L260 137V133L263 131V128H264V124H263V122L262 123H260V125H258V126H255V125H253V126H250L249 127V129H248V131H247V133L243 136V137H245L246 139H245V141H242V142H236L235 141V136H236V130H238V129H240L239 127H242V126H238L239 125V123H241V121H242V119H241V115H242V112H243V108H244V103H243V101L245 102V98L247 99V97H248V94L253 90V89H256V88H258V97H259V93L262 95L261 96V100L263 99V101H260V105L258 106L259 108H261L262 110L264 109V98H263V96H264V76L263 77H260L257 81H256V83L255 84H252L251 82H252V80H250V79H247L249 76H247L245 79H242L241 80V82H239L238 83V85H237V81H236V83H234V81H233V83L234 84H236V86L234 85V87H231V88H229V85H231V83H230V81H231V79H229V80H227V79H225V75H223ZM231 76V75H230ZM233 76V75H232ZM232 76H231V78H232ZM237 76V75H236ZM240 76V75H239ZM243 76V75H242ZM251 76V75H250ZM258 76V75H257ZM85 77V76H84ZM92 77V78H93ZM139 77H141V76H139ZM167 77H165V78H167ZM176 77V76H175ZM174 76H173V78H175ZM219 77V78H218ZM227 77V76H226ZM238 77V76H237ZM236 77V78H237ZM255 77V76H254ZM253 77V78H254ZM87 78V77H86ZM121 78V77H120ZM134 78V77H133ZM142 78V77H141ZM146 78V77H145ZM156 78V77H155ZM177 78V77H176ZM175 78V79H176ZM180 78V77H179ZM234 78V77H233ZM239 78H241V76L239 77ZM0 79H1V77H0ZM89 79V80H90ZM97 79V80H96ZM147 79H148V77H147ZM172 79V78H171ZM174 79V80H175ZM142 80H143V82H142ZM141 80V83H144V79H142ZM173 80V79H172ZM173 80V81H174ZM3 81H4V79H3ZM8 81V80H7ZM93 81V82H92ZM140 81V80H139ZM146 81V80H145ZM176 81H178L177 79H176ZM204 81V82H203ZM229 81V82H228ZM239 81V80H238ZM102 82V80L99 82V84ZM104 82V81H103ZM203 82V83H202ZM232 82V81H231ZM10 83V82H9ZM14 83V82H13ZM16 83H18V82H16ZM20 83V82H19ZM95 83H94V85H95ZM140 83V82H139ZM151 83V82H150ZM155 83V82H154ZM153 83V84H154ZM174 83H175V81H174ZM228 83H230L229 85H228ZM232 83V84H233ZM1 84H3L2 82H1ZM0 84V85H1ZM8 84V83H7ZM15 84V83H14ZM21 84H23V83H21ZM21 84H19V85H21ZM101 84H103V83H101ZM153 84H151V86L150 87H152V85ZM157 84H158V86H157ZM5 85V84H4ZM11 85V84H10ZM33 85V84H32ZM93 85V84H92ZM137 85H138V82H137ZM142 85V84H141ZM155 85V84H154ZM254 85H256L255 87H254ZM6 86V85H5ZM4 86V87H5ZM22 86V85H21ZM99 86V85H98ZM97 86V87H98ZM102 86V85H101ZM106 86V87H107ZM7 87V86H6ZM9 87V86H8ZM7 87V88H8ZM14 87V86H13ZM23 87V86H22ZM28 87V86H27ZM93 87H95V86H93ZM100 87V86H99ZM131 87V88H132ZM150 87H149V89H150ZM154 87V86H153ZM155 87V88H156ZM254 87V88H253ZM21 88V87H20ZM25 88V87H24ZM34 88V87H33ZM85 88H86V86H85ZM140 88V87H139ZM146 88H148V87H146ZM144 89L145 91L144 92H146V90H149V89ZM165 88V89H164ZM230 89V92L228 91V89ZM15 89V88H14ZM36 89V88H35ZM142 89H143V87H142ZM170 89V88H169ZM7 90V89H6ZM96 90V89H95ZM102 90V89H101ZM107 90V89H106ZM151 90V89H150ZM167 90V89H166ZM171 90V89H170ZM183 90V91H182ZM228 91V92H226V93H228V96L227 95H223V92L224 91ZM9 91V90H8ZM142 91V90H141ZM33 92H34V90H33ZM76 92V91H75ZM79 92V91H78ZM83 92V96H84V94H86L87 92H88V95H89V97L90 96H92L91 95V92L89 91V89H88V91H85L86 93H84V90L82 91ZM108 92V91H107ZM143 92V91H142ZM185 92H183L182 94H184ZM254 92H255V90H254ZM138 93V92H137ZM160 93V94H161ZM187 93V92H186ZM185 93V94H186ZM225 93V92H224ZM252 93V92H251ZM251 93L249 94V95H251ZM256 93V92H255ZM33 94V93H32ZM35 94V93H34ZM75 94V93H74ZM73 94V95H74ZM95 94V93H94ZM122 94V93H121ZM123 94H124V92H123ZM140 94V93H139ZM190 94H191V92H190ZM71 95V94H70ZM75 95H77V94H75ZM88 95H86V96H84L85 98H87L88 99ZM138 95V94H137ZM176 95V94H175ZM181 95V94H180ZM186 95H188V94H186ZM185 95V96H186ZM256 95V94H255ZM83 96L82 95H80V97H82V99H83ZM121 96V95H120ZM129 96V95H128ZM130 96H132V95H130ZM134 96V95H133ZM166 96V95H165ZM224 96H226L227 98H226V100H224ZM241 96H243L242 98H241ZM33 97V96H32ZM69 97V96H68ZM77 97V96H76ZM182 97V96H181ZM253 97H255L254 95L253 96H250V98H253ZM7 98H10V97H7ZM24 98V97H23ZM75 98V97H74ZM158 98V97H157ZM157 98H156V100H157ZM243 98H244V100H243ZM249 98V97H248ZM250 98H249V100H250ZM19 99V98H18ZM182 99V98H181ZM202 100V102L205 100H203V97L201 98ZM208 99V100H209ZM254 99V98H253ZM89 100V99H88ZM87 100V101H88ZM93 100V99H92ZM178 100V99H177ZM190 100V99H189ZM207 100V99H206ZM252 100V99H251ZM258 100V99H257ZM28 101V100H27ZM83 102H84V100H82ZM105 101V100H104ZM201 101H199V103L201 102ZM254 102H256L255 100H253ZM22 102V101H21ZM85 102H86V99H85ZM204 102H206V101H204ZM247 102V101H246ZM258 102H259V100H258ZM29 103V102H28ZM78 103V102H77ZM102 103V102H101ZM177 103V102H176ZM248 103H249V101H248ZM247 103V104H248ZM251 103H252V101H251ZM23 104V103H22ZM81 104V103H80ZM79 104V105H80ZM86 104H88L87 106H89V105H91V103H86ZM86 104H85V106H86ZM104 104H106V103H104ZM207 104H209V101L207 102ZM62 105V104H61ZM78 105V104H77ZM102 105V104H101ZM117 105V104H116ZM148 105V104H147ZM255 105V104H254ZM82 106H84L83 104H82ZM86 106V107H87ZM107 106H109V105H107ZM113 106V105H112ZM123 106V105H122ZM140 106H142V105H139V107ZM145 106H146V104H145ZM153 106V105H152ZM249 106H250V104H249ZM251 106H253V103H252V105ZM105 107V106H104ZM118 107V106H117ZM120 107V106H119ZM130 107V106H129ZM135 107V106H134ZM134 107H132V109L134 108ZM143 107V106H142ZM147 107V106H146ZM257 107V104H256V107L254 106L253 108H251L250 110H252V111H250V112H252V114L254 115V114H258V113H260L261 114V112H259V110H261V109H259ZM21 108V107H20ZM89 108V107H88ZM141 108V107H140ZM150 108V107H149ZM149 108L147 107V109L145 110V108L142 110V111H144L145 110V113H147V114H145V115H147L148 116V114H151V111H148L149 110ZM152 108V107H151ZM22 109H23V111H24V109L25 108H23L22 107ZM21 109V110H22ZM120 109V108H119ZM118 108H117V110L119 111V112H117L116 114H117V116L120 114V113H122V112H120V110H119ZM125 109V108H124ZM131 109V107L128 109V110H130ZM26 110V109H25ZM113 110V109H112ZM123 110V109H122ZM126 110H127V108H126ZM246 110V109H245ZM114 111V110H113ZM136 111V110H135ZM138 111V110H137ZM140 111V110H139ZM164 111H166V110H164ZM248 111V110H247ZM68 112V111H67ZM78 113H80L81 114V112H77V115H78ZM114 115H115V113L114 112H112ZM119 113V114H118ZM124 113V112H123ZM130 113V112H129ZM154 113V112H153ZM245 113V112H244ZM82 114H83V112H82ZM87 114H89V113H87ZM93 114V113H92ZM107 114V113H106ZM105 114V115H106ZM128 114V113H127ZM140 114V113H139ZM143 114V113H142ZM84 115V114H83ZM85 115H86V113H85ZM84 115V116H85ZM94 115V114H93ZM92 115V116H93ZM96 115V114H95ZM108 115V114H107ZM145 115H143V116H145ZM152 115H154V114H152ZM245 115V114H244ZM248 115H249V113H248ZM247 115V116H248ZM263 115V114H262ZM58 116H59V114H58ZM111 116H112V114H111ZM126 116V115H125ZM250 116V115H249ZM83 118V116H79V118ZM86 118H84V119H86V121H88L87 120V116H85ZM95 117H97V116H95ZM110 117V116H109ZM115 117V116H114ZM119 117V116H118ZM128 117V116H127ZM214 118V128H215V134L213 133L214 132V130H212V132H210V133H212V135L214 134L215 136V138L213 137V138H211V140H213V139H215V144L216 145H218V148H219V146H220V144L221 143H223L224 144V158L226 159H224L226 162H225V164L227 165V164H232L231 162H232V160L233 159H236L234 156H237V161H238V163H239V168H238V170L236 171V168H235V171L238 173V174H236V176L235 177H233L232 176V174H231V171H227V170H231V168L230 169H227L226 170V173H225V175H223V180L222 179H220L219 177L218 178H216L217 180H214V177H213V175H214V170H215V168H216V166H217V164L219 163V162H221V159H223V157H220V156H223V155H220L219 156V154H215L214 155V157L213 158H211V159H209V157H208V159H207V162H205L204 160H203V156H202V161H204V162H202L203 163V165H204V172L202 171V173H204L203 175H201V176H197L198 174H196V168H193V167H191V165H190V167L192 168H188V169H186V173H188V171H189V173L188 174H185V169H183L182 167V163H180V161L183 159V158H185V157H183L181 160H180V156L182 155H186V154H188V156L190 155V154H196V158H194V159H196V161H198V163L200 164V157H201V155H203L202 154V147H203V145H204V142H205V140H206V142H207V138H208V140H209V137H208V135H207V132H209L211 129H210V127H212V123H210V119L211 118ZM221 117H223L222 119H221ZM242 117H243V115H242ZM56 118H59V119H62L61 117H56ZM55 118V119H56ZM81 118V119H82ZM113 117H111L110 119H112ZM116 118V117H115ZM134 118V117H133ZM141 118V117H140ZM150 118V117H149ZM160 118V117H159ZM224 118H226L225 120H226V124H224L225 122V120L223 121V123H222V120L224 119ZM246 118H248V117H246ZM250 118V117H249ZM248 118V119H249ZM252 118V117H251ZM251 118H250V120H251ZM73 119H74V116H73ZM92 119H93V117H92ZM109 119V120H110ZM141 119H144V118H141ZM140 119V120H141ZM160 119H162V117L160 118ZM159 119V120H160ZM245 119V118H244ZM63 120V119H62ZM95 120V119H94ZM113 120L114 121H116V119H114L113 118ZM119 120H121V119H119ZM126 120V119H125ZM137 120V119H136ZM139 120V121H140ZM193 120L195 121V120H199L200 121V125H199V129H198V131H196L197 132V139H195L196 140V142L195 143H197V146L196 145H194V146H196V147H192L191 146V144L188 142V138H189V131H191L190 130V128H191V125L193 126L194 124H192V122H193ZM250 120H247V122L246 123H248V121H250ZM75 121H77L78 123H77V125L79 124V122H80V119H79V121H78V118H77V120H75ZM84 121V120H83ZM96 121V120H95ZM94 121V122H95ZM132 121H134V120H132ZM139 121H137V122H135L136 124L139 122ZM146 121V120H145ZM240 121V122H239ZM253 121H255V119H253ZM48 122H51V120H48ZM54 121H52V123H53ZM57 122H58V120H57ZM63 122V121H62ZM66 122V124L65 125H68L67 124V121H65ZM70 122H71V120H70ZM82 122V121H81ZM156 122V121H155ZM157 122H160V121H158L157 120ZM156 122V123H157ZM89 123V122H88ZM119 123H120V121H119ZM126 123V122H125ZM135 123L133 124V125H135ZM141 123V122H140ZM156 123H154V124H156ZM71 124V123H70ZM70 124L68 125V126H70ZM75 124H76V122H75ZM91 124V123H90ZM109 124H111V123H109ZM124 124V123H123ZM122 124V125H123ZM196 124H198V122L196 123ZM251 124V123H250ZM86 125V124H85ZM89 125V124H88ZM87 125V126H88ZM107 125V124H106ZM127 125V124H126ZM222 125H224L225 127V130L222 128ZM242 125V124H241ZM55 126V125H54ZM80 126H82L81 124H80ZM91 126L92 125H90V128H91ZM94 126V125H93ZM92 126V127H93ZM112 126H114V125H112ZM120 126V125H119ZM151 126V125H150ZM155 126V127H154ZM249 126V125H248ZM48 127H50V126H48ZM56 127V126H55ZM71 127V126H70ZM78 127V126H77ZM82 127H84V125L82 126ZM86 127V126H85ZM84 127V128H85ZM97 127V126H96ZM101 127H102V125H101ZM117 127V126H116ZM124 127H125V125H124ZM161 127H163V129H164V131H162L161 129ZM197 127H198V125H197ZM247 127V126H246ZM61 128H62V126H61ZM61 128H59V129H61ZM65 128V127H64ZM72 128V127H71ZM108 128H109V125H108ZM122 128V127H121ZM161 128V129H160ZM227 128V129H226ZM244 128V127H243ZM242 128V130L244 131V129ZM248 128V127H247ZM75 130H76V127L74 128ZM86 129V128H85ZM96 129V128H95ZM102 129H104V128H102ZM112 129V128H111ZM123 129V128H122ZM194 129V128H193ZM210 129V130H209ZM213 129V128H212ZM61 130H63V128L61 129ZM66 130H67V127H66ZM89 130V129H88ZM97 130V129H96ZM131 130V129H130ZM160 130L162 131V133L160 132ZM197 130V129H196ZM60 131V130H59ZM58 131V132H59ZM70 131V130H69ZM95 131V130H94ZM93 131V132H94ZM99 131V129L97 130V132ZM116 131V130H115ZM125 131V130H124ZM96 132V131H95ZM103 132H105V133H107L105 130H103ZM161 134H160V133ZM238 132H240V131H238ZM70 133V132H69ZM81 133H83V132H81ZM87 133V132H86ZM105 133H102V130L100 129V133H97L96 134V136L95 135H93L92 134V136H94V137H96L97 139H95V141L97 142L98 141V143L99 142H101L104 138H105V141L107 142V138H108V136H106L105 135ZM111 133V132H110ZM146 133V134H145ZM166 133V134H165ZM205 133V134H204ZM242 133V132H241ZM61 134V133H60ZM84 134H85V132H84ZM123 134V133H122ZM124 134H126V133H124ZM158 134H160V135H162V134H164V135H162V136H164V139H162V141L161 142H164L165 141V139H166V137L165 136H169V137H171V136H173V138L171 137V139H173L174 140V137H177V141H178V143H177V145H176V148H177V146H178V148L177 149H175L176 150V152H173V149H174V145L176 144H171V142H169V139L167 140L168 142H164V143H162L161 144V142H159L160 140L158 139L159 138V136H158ZM175 134H176V136H175ZM71 135V134H70ZM74 135V134H73ZM88 135V134H87ZM87 135H85V136H87ZM195 135V134H194ZM211 134H210V136H212ZM237 135H239V134H237ZM0 136H1V134H0ZM75 136V135H74ZM118 136V135H117ZM162 136H160V137H162ZM88 138H89V136H87ZM107 137V138H106ZM196 137V136H195ZM227 137V138H226ZM238 137V136H237ZM69 138H71V137H69ZM68 138V139H69ZM77 138V137H76ZM81 137L79 136V139H80ZM240 138H242V137H240ZM79 139H77L76 141L78 142V143H81V142H83V141H85V142H88L89 141V139H87L88 141H86V140H79ZM118 139V138H117ZM260 139V138H259ZM3 140V139H2ZM70 140H72L71 142H72V144L74 145L73 147H74V149H73V151H71V152H69V153H67V154H65L64 152H62V153H58V155L57 154H55L54 153V155H56L57 157L56 158H58V159H60L61 160V163H62V161L64 162V165L66 166L67 165V169H69V167L68 166H70V167H72L73 168V170L75 169V170H77V171H80L83 167H82V165H83V163H84V157L85 156H88V154H89V151H88V149L90 148L89 146H86L87 144H84L85 145V147L84 146H82L83 148H79V146H78V144L76 143V141H74L75 140V138L73 137V139L71 138ZM79 140V141H78ZM112 140V139H111ZM114 140V139H113ZM116 140V139H115ZM114 140V141H115ZM242 140V139H241ZM262 140V139H261ZM6 141V140H5ZM53 141V140H52ZM176 141V142H177ZM0 142H2V143H0V230H11L12 228H13V226L14 225H12V227L9 225V223L8 224H6V223H3V222H7V219L8 218H6L7 216H6V214H8L10 211H12L11 209V207L13 206V207H15L16 205L18 206V207H22L21 208V210H22V213H20V215L18 216V214H17V216L19 217V220H17L18 222H19V224H18V226H16V228H18V230H19V228H21L20 230H23L22 229V227H23V223H24V220H26L25 218H24V215L25 214H27V213H25L24 212V210H23V208H25L26 206H24L23 207V204H26L27 205V203H25L24 201H22V199H23V197H24V191H25V189L27 188L28 190H30V188H31V185H29L30 187H26V183H28V182H26L25 180H23L22 178H20V180L19 181H17L15 184H11V183H9L8 181H6V179L8 178V177H6V170L9 168V169H11V167H10V164H12L13 162L12 161H10L11 159H9L8 160V158H7V156H9V158H11V154L10 153H8V151L10 150L9 148H11V147H9V145L10 144H8V142H7V144H4L5 142H3V141H0ZM71 142H69V140H68V143H70L71 144ZM157 142H159L160 143V146H161V149H162V147H164V149H166L167 148V152L168 153H166L165 154V156L167 157V159H166V161H165V164H159V162H158V160H161V159H159L161 156V151L160 152H156V154H155V150H156V144H157ZM210 142V141H209ZM213 142V141H212ZM84 143V142H83ZM102 143H104V142H102ZM258 143H260V142H258ZM263 143V145H264V141L262 142ZM72 144L70 145V146H72ZM93 144V143H92ZM96 144V143H95ZM100 144V143H99ZM126 144H128V146H129V144L130 143H126ZM206 145H207V143H205ZM22 145H24V143L22 144ZM69 145V144H68ZM94 145V144H93ZM93 145H91V147L92 148H90V149H94L95 151H97V149L95 148V146L93 147ZM104 145V144H103ZM109 145H110V141H109ZM206 145H204V147L206 146ZM259 145H261V144H259ZM11 146H13V145H11ZM16 146V145H15ZM36 146H37V144H36ZM41 146V145H40ZM39 146V147H40ZM53 146V145H52ZM97 146H100V145H97ZM102 146V145H101ZM106 146V145H105ZM160 146H158V147H160ZM9 147V148H8ZM43 147V146H42ZM55 147V146H54ZM60 147H62V146H60ZM104 147V146H103ZM156 147V148H155ZM203 147V148H204ZM261 147H262V145H261ZM100 148H102V147H99V149ZM105 148V147H104ZM121 148V147H120ZM125 148V147H124ZM217 148V147H216ZM217 148V149H218ZM29 149H30V147H29ZM28 149V150H29ZM38 149V148H37ZM41 149V148H40ZM42 149H44V148H42ZM78 149V150H77ZM79 149L81 150V151H79ZM89 149V150H90ZM103 149V148H102ZM164 149H162V150H164ZM206 149V148H205ZM216 149V150H217ZM219 149H221V147L219 148ZM218 149V150H219ZM12 150H13V148H12ZM12 150H11V152H12ZM22 150V149H21ZM20 150V151H21ZM51 150V149H50ZM118 150H119V148H118ZM121 150V149H120ZM158 150V149H157ZM160 150V149H159ZM210 150H211V148H210ZM24 151V150H23ZM40 151V150H39ZM63 151V150H62ZM88 151V152H87ZM91 151V150H90ZM93 151V150H92ZM114 151V152H115ZM220 151V150H219ZM80 152V153H79ZM88 154H87V153ZM100 153L102 152V151H99ZM122 154H121V153ZM212 152V151H211ZM210 152V153H211ZM216 152V151H215ZM218 152V151H217ZM225 152H226V154H225ZM23 153V152H22ZM91 153V152H90ZM99 153V154H100ZM157 153H159V156L160 157H158V159H157V156H158V154ZM203 153H204V151H203ZM219 153V152H218ZM9 154V155H8ZM24 154V153H23ZM28 154V153H27ZM81 154V155H80ZM99 154H95L96 155V157H97V155H99ZM212 154V153H211ZM221 154H223L222 152H221ZM12 155H13V152H12ZM72 155V156H71ZM75 155V156H74ZM114 155V154H113ZM184 155V156H185ZM205 155V154H204ZM207 155V154H206ZM248 155V156H247ZM19 156H20V154H19ZM30 156V155H29ZM34 156H36L37 157V155H34ZM33 156V157H34ZM49 156H51V155H49ZM69 156V157H68ZM187 156V157H188ZM209 156V155H208ZM259 156V157H260ZM28 157V156H27ZM26 157V158H27ZM83 157V158H82ZM109 157V156H108ZM234 157V158H233ZM12 158H13V156H12ZM20 158V157H19ZM52 158V157H51ZM178 158H179V160L180 161H178ZM14 159V158H13ZM25 159V158H24ZM31 159H33V158H31ZM53 159V158H52ZM107 159H109V158H107ZM107 159H106V161H105V164L107 163ZM205 159V158H204ZM249 159V158H248ZM259 159V158H258ZM16 161H17V159H15ZM90 160V162H91V158L89 159ZM95 160V159H94ZM93 160V161H94ZM14 161V160H13ZM18 161H19V159H18ZM23 161V160H22ZM28 161V160H27ZM59 161V160H58ZM183 161V160H182ZM181 161V162H182ZM193 161H195V160H193ZM235 162H236V160H234ZM251 161V160H250ZM255 161L256 160H254V163H255ZM11 162V163H10ZM21 162V161H20ZM109 162V161H108ZM197 163V162H196ZM201 163V164H202ZM222 163V162H221ZM253 163V165H255ZM91 164V163H90ZM167 164V166H165ZM180 164H181V167H180ZM198 164V165H199ZM201 164L199 165L200 167H201ZM249 164V165H248ZM16 165V164H15ZM63 165V164H62ZM86 165V164H85ZM85 165H83V166H85ZM92 165V164H91ZM164 165V166H163ZM196 166H197V164H195ZM195 165H193L194 167H196ZM235 165H236V163H235ZM252 165V166H253ZM101 166V165H100ZM228 166V165H227ZM252 166L250 167V168H252ZM20 167H22L21 165H20ZM29 167L30 168H32V170L34 169V171L35 170H37V168L39 169V167H35L34 168V166L32 167V166H30L29 165ZM92 167V166H91ZM230 167H232V166H230ZM235 167V166H234ZM233 167V168H234ZM237 167V166H236ZM99 168H101V167H99ZM104 168H106V167H104ZM199 168V167H198ZM8 169V170H9ZM23 169V168H22ZM71 169V168H70ZM69 169V170H70ZM84 169V168H83ZM91 169V168H90ZM168 169H170V170H168ZM181 169L183 170V173L186 175V178H184L183 176V178L181 177ZM26 170H28V169H26ZM85 170V169H84ZM84 170H83V172H84ZM101 170H103V169H101ZM22 172H23V170H21ZM99 171V170H98ZM170 173H173V176H172V174H170ZM235 171L233 172V175H234V173H235ZM38 172V171H37ZM37 172L35 173V174H37ZM82 172V171H81ZM88 172H89V169H88ZM94 172H96V171H94ZM20 173V172H19ZM39 173V172H38ZM73 173H75V171L73 172ZM89 173H91V172H89ZM99 173V172H98ZM97 172L95 173V174H98ZM101 173V172H100ZM18 174V173H17ZM81 175H83L82 173H80ZM105 174L107 175L106 177H104L105 176ZM183 174V175H184ZM18 175H20V174H18ZM21 175H22V173H21ZM30 175H32L31 173H30ZM38 175V174H37ZM81 175L79 176L80 178H78V179H80L81 180ZM103 175V176H102ZM38 176H40V175H38ZM88 176V175H87ZM171 176L175 179V181L177 182V184H179V185H175V186H178L177 188H174L173 189V187H171L172 185H174V179H171ZM201 177V179H202V182H203V184H204V186H202L203 184L202 183H198L197 181H196V178L197 177ZM26 177V176H25ZM63 177V176H62ZM67 177H68V175H67ZM78 177V176H77ZM86 177V176H85ZM93 177H94V175H92V181L91 182H94L96 179H94L93 180ZM96 176L94 177V178H97ZM217 177V176H216ZM86 178H89V176L88 177H86ZM86 178H85V180H86ZM100 178V179H101ZM180 178H182L181 180L183 181H180ZM75 179V178H74ZM218 179H220V180H222L221 181V183L219 184H215V181H217L218 182ZM37 181H41V183H42V180H40V179H36ZM64 180V179H63ZM66 180V179H65ZM79 180V181H80ZM171 180H173V181H171ZM198 180V179H197ZM33 181H35V180H33ZM32 181V184L33 183H35V182H33ZM77 182L76 183V186H78L77 184H79L80 182ZM200 182H201V180H199ZM31 182V181H30ZM86 182V181H85ZM90 182V185L92 184ZM173 183V184H170V183ZM37 183V182H36ZM35 183V187H37V185H40V187L42 186L41 184H36ZM88 183V182H87ZM43 184V183H42ZM197 184H199V185H201L202 187H203V195L205 196V197H207V200H209V209H210V211H209V218H210V220H209V222L208 223H210V229H209V233L207 234L206 233V238L204 237V238H202V240H201V242H203V239H205L204 240V244H203V249L201 250L200 248H199V250H201V251H199V253L197 252V250H196V248H197V246H196V244H198V242L196 241V239H195V232H194V228H193V219L195 220L196 218H193L192 219V215L190 216V206L193 204H191V201L193 200L194 201V199H195V197H196V195L198 194L197 193ZM89 185V186H90ZM198 185V186H199ZM230 185V189L229 188H227V189H229L230 191H229V193L227 194V192H226V190L224 189L226 186L228 187ZM54 186V185H53ZM68 186V185H67ZM66 186V187H67ZM200 186V188H201V190H202V187ZM35 187H32L31 189H33V188H35ZM39 187V186H38ZM54 188V187H53ZM61 188V187H60ZM75 188V189H74ZM88 188H90V187H88ZM43 188L41 187V190H42ZM63 189V188H62ZM84 189V190H85ZM12 191V190H16V191H18L19 192V194H21V196H23L22 198H21V196L19 195V196H17V194H16V196H17V198L14 196V195H12V196H14L15 198H13L14 199V201H15V205H13L12 204V196L11 195H9V191ZM40 189H38L37 191H39ZM73 190L75 191L76 190V187H73ZM224 190H225V192H224ZM10 191V192H11ZM31 191V190H30ZM25 191L26 193H25V195L27 194V199H28V194L29 195H31V193H33V192H36V188H35V191ZM66 191V190H65ZM64 191V192H65ZM74 191H72V193L74 192ZM174 191V193H175V195H176V201L173 203L174 204V207L172 206V203L170 202V206H172V207H170V209L169 208H167L166 209V203H167V201H168V199L170 198V195H171V193ZM27 192H29V193H27ZM62 192V191H61ZM90 192V193H89ZM95 194H94V193ZM263 192H264V189H263ZM262 192V193H263ZM14 193H15V191H14ZM42 193H43V190L42 191H40V193L39 192H37V193H34V197L31 195L29 198H30V200L31 201H35L34 203L36 204H34V205H32V206H30L29 207V205H27V208H25V210L26 209H30L31 211H33V214H32V216H34V217H32L31 216V213L29 214L30 216H31V218H32V220H33V226L35 227V223L38 221V220H36V219H38L37 218V216H39V215H37L38 214V212H39V214H40V211H37L38 210V206H37V203L39 204V202H41V201H43L42 200V198H43V195H42ZM71 193V194H72ZM86 193V192H85ZM224 193H226L225 195H224ZM23 194V195H22ZM62 194V193H61ZM60 193H59V195H57L58 196V198H59V196L61 195ZM70 194V195H71ZM82 195H86V194H83V193H81ZM94 194V195H93ZM257 194H259L260 196V198L258 197V198H256V196L255 195H257ZM62 195H65V194H62ZM61 195V196H62ZM169 195V197H168V199H167V196ZM172 195H174V194H172ZM199 195V194H198ZM226 195H228V197L227 198H225V196ZM264 195V194H263ZM11 196V197H10ZM60 196V198L58 199L57 198V201H59L61 198L62 199H66L65 197H66V195L64 196V197H61ZM78 196V195H77ZM19 197V198H18ZM25 197V198H26ZM71 197V196H70ZM256 198L257 200H258V202H257V200H255V202L257 203V205H254L255 207L257 206L258 208H256L257 209V211H256V213L254 212V214H253V216H251V215H249L247 212H248V208L246 209L247 210V214L249 215V217L251 216V218H248L246 215V213H245V206H247L248 204V201H249V199H251L250 200V202L252 203V198ZM24 198V199H25ZM33 200H32V199ZM172 198V197H171ZM175 198V197H174ZM200 198V197H199ZM204 198V197H203ZM11 199V200H10ZM27 199H26V201H27ZM76 199H78L77 197H76ZM30 200L28 199V201H29V203H30V205H31V203L32 202H30ZM170 200V199H169ZM206 200V201H207ZM262 200V199H261ZM12 201V202H11ZM61 201V200H60ZM74 201V200H73ZM204 201V200H203ZM263 202H264V200H263ZM262 202V203H263ZM14 203V202H13ZM59 203H61V202H59ZM72 203V202H71ZM253 203H254V199H253ZM253 203H252V205H253ZM255 203V204H256ZM262 203H260V204H262ZM83 204V205H82ZM168 204V203H167ZM12 205V206H11ZM37 206V207H36ZM40 206V205H39ZM65 206V205H64ZM70 207L72 206V204L71 205H69ZM168 206V205H167ZM249 206H250V203H249ZM17 207V208H18ZM67 206H65V207H63L62 209H64V208H66ZM69 207V208H70ZM77 207V206H76ZM193 207V209H194V206H192ZM197 207V206H196ZM205 207V206H204ZM248 207V206H247ZM253 207V206H252ZM69 208H67V211H68V209ZM75 208V207H74ZM41 209V208H40ZM71 210H72V208H70ZM70 209H69V211H70ZM196 209V208H195ZM197 209H198V207H197ZM14 210H16V209H14ZM20 210V211H21ZM65 210V209H64ZM243 210H244V213H245V215L244 216H246V217H244L243 215H242V212H243ZM255 210V209H254ZM254 210H252V212L254 211ZM18 211H19V209H18ZM28 211V210H27ZM250 211V210H249ZM63 212V210L61 211V213ZM66 212V211H65ZM67 213V212H66ZM70 213V212H69ZM68 213V214H69ZM194 213V212H193ZM65 214V213H64ZM10 214H8V216H9ZM28 215V214H27ZM29 215H28V217H29ZM36 215V216H35ZM58 215V214H57ZM61 215V214H60ZM59 215V216H60ZM63 215V214H62ZM199 215V214H198ZM202 215H203V213H202ZM207 215V214H206ZM26 216V215H25ZM58 216V218H63L62 216L61 217H59ZM63 216H65V215H63ZM12 217H13V215H12ZM11 217V218H12ZM15 217V216H14ZM27 217V218H28ZM125 217H127L128 218V220H124V218ZM193 217H195V216H193ZM72 218V219H71ZM17 219V218H16ZM126 219V218H125ZM201 219V218H200ZM9 220V219H8ZM36 220V221H35ZM60 220V219H59ZM203 220V219H202ZM34 221H35V223H34ZM123 221H126L125 223H122L121 224V222H123ZM127 221H129V223L127 222ZM196 221V220H195ZM218 221H220V223L218 222ZM2 222V223H1ZM28 222H30V221H28ZM27 222V224H29ZM40 222V221H39ZM13 223H15V222H13ZM129 225V227L127 226V228H118V225H120L121 224V226L123 225L124 226V224H125V226L127 225V224ZM164 224V223H166L165 224V227L163 228L162 226H164V225H162V224ZM218 223L220 224V225H218ZM26 224V223H25ZM24 224V225H25ZM38 224V223H37ZM36 224V228H38L37 226H39V225H37ZM206 224V223H205ZM254 226H255V228H254ZM26 227V226H25ZM264 227V226H263ZM262 227V228H263ZM68 228V227H67ZM208 228H209V226H208ZM254 228V229H253ZM262 228H259L260 230L262 229ZM13 229H15V227L13 228ZM25 229V228H24ZM202 229V228H201ZM258 228H256V230H257ZM257 230V231H260V230ZM9 230V231H10ZM196 230V229H195ZM250 230V231H249ZM264 230V229H263ZM13 231V230H12ZM14 231H16V230H14ZM13 231V232H14ZM36 231H38V229L36 230ZM35 231V232H36ZM200 231V230H199ZM203 231V230H202ZM206 231H208V229L206 230ZM253 233H252V232ZM13 232H12V234H13ZM66 232H67V229H66ZM197 232V231H196ZM0 233H2V232H0ZM6 233V232H5ZM15 233V232H14ZM18 233V232H17ZM195 233V234H194ZM200 233V232H199ZM199 233H198V236H199ZM250 233H252V234H250ZM256 233V232H255ZM37 234H39V232L38 233H36V235ZM248 234H250V235H248ZM4 235V234H3ZM8 235V234H7ZM11 235V234H10ZM201 236H203L202 234H200ZM248 235V236H247ZM246 236L248 237V239H246ZM249 236H250V238H249ZM4 237V236H3ZM256 237H258V235L256 236ZM37 239H38V236H37ZM198 239H199V237H198ZM6 240V239H5ZM18 240V239H17ZM247 240V241H246ZM252 240H254L255 241V239H252ZM251 241V240H250ZM254 241H252V243H254ZM1 243H2V241H0ZM7 242V241H6ZM5 242V243H6ZM9 242H11L10 240H9ZM9 242H8V245H9ZM39 242V240L37 241V249L39 248L38 246H41L40 245V243H38ZM197 242V243H196ZM35 243H36V241H35ZM34 242H33V244H35ZM65 243V242H64ZM4 244V243H3ZM18 244V243H17ZM20 244V243H19ZM7 245V246H8ZM22 245V244H21ZM202 245V244H201ZM200 245V246H201ZM252 245V244H251ZM18 246V245H17ZM199 246V247H200ZM15 246H13V248H14ZM20 246H18V248H19ZM35 247H36V245H35ZM253 247V246H252ZM21 248H22V246H21ZM20 248V251L22 250ZM64 248V247H63ZM245 248V247H244ZM14 249H17L16 247L14 248ZM36 249V248H35ZM252 249V248H251ZM251 249H250V251H251ZM19 249H17V251H18ZM24 250V249H23ZM245 250H247V249H245ZM15 251V250H14ZM17 251H16V254H17ZM39 251V253H40V249L38 250ZM4 252V251H3ZM10 252V251H9ZM246 252V251H245ZM248 252H249V250H248ZM15 253V252H14ZM14 253H12V254H14ZM21 252H19V254H20ZM39 253L37 252L36 254L37 255H39ZM98 253H97V255H98ZM244 253V252H243ZM9 254V253H8ZM23 254V253H22ZM249 253H247V255H248ZM59 255V254H58ZM6 256V255H5ZM56 256V255H55ZM203 256L205 257V258H203ZM241 256V255H240ZM3 257V256H2ZM16 257V256H15ZM59 257H60V255H59ZM97 257H99V256H97ZM207 257V259L209 260V258ZM242 258L244 257V255H242L241 256ZM241 257H239V258H241ZM9 258V257H8ZM8 258H6V259H8ZM19 258H20V256H19ZM58 258V257H57ZM233 258H236V262L235 261H233ZM245 258V257H244ZM247 258V257H246ZM6 259H5V261H6ZM13 259V258H12ZM36 259H38V257H36ZM36 259H34V260H36ZM203 259V260H202ZM22 260V259H21ZM240 260V259H239ZM53 261H54V259H53ZM52 261V262H53ZM56 261V260H55ZM244 261V260H243ZM208 262H210V260L208 261ZM203 263V262H202ZM207 263V262H206ZM3 264H5V262H3ZM12 264H13V262H12ZM54 264H55V262H54ZM86 264H89V263H87L86 262ZM91 264V263H90ZM200 264V263H199ZM204 264H205V262H204ZM242 264V263H241Z\"/></svg>",
	"mask_w": 264,
	"mask_h": 264
}]
</instances>
